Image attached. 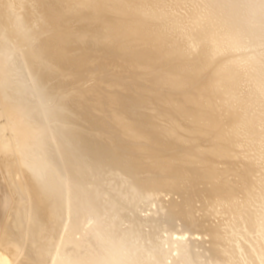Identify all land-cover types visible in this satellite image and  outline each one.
Listing matches in <instances>:
<instances>
[{"label":"rangeland","instance_id":"374dc122","mask_svg":"<svg viewBox=\"0 0 264 264\" xmlns=\"http://www.w3.org/2000/svg\"><path fill=\"white\" fill-rule=\"evenodd\" d=\"M5 1H6V3H5ZM120 1L119 0H42V1H38V0L37 1L36 0H1L0 1V4H3L2 6L0 5L1 8L3 9V11H1V12L4 13V16H1L0 15L2 17V18L0 17L1 18L0 19L1 20L0 23L2 22L0 25L9 27V28L3 27L4 28L3 29L0 26V28H2V30H0V32L2 31L0 33V54L2 53L0 55V58L2 57L3 54H5V56L3 55L2 59H1V61L3 60L2 61L3 62V65L5 64L4 65V68L7 67L8 70H10L12 68L11 71L14 70L15 75H17L18 72H19L18 74H20V73L22 74L23 73L22 75L20 74V76L18 75L16 77L14 75L15 78L14 77L13 78L15 80H13L11 82L12 83L11 84L12 85V92L15 93V96H16V99L13 100V104H15L14 103V101H15L16 104L14 106H15V108L18 107V110L21 109V108H23V107H26V106H24L25 104L26 105L29 104L30 106H27V107L30 108V109H33L32 110L33 113H35L34 110L35 111L37 110L36 113L38 114V116H39V113L41 114L43 112H46L45 114L46 115L47 114L49 115V116L47 115V117H46V115H44V118L45 119L43 118V115L42 114H41L42 116L40 115L38 117L39 119L42 117V119H40V121L42 122V121L45 120V123L44 122H42V123L41 122H38L39 119H37V115L35 117V119L37 120V122H36L35 119L32 118V116H31V115H33L32 113H30L28 115V117H29L28 121L34 123V124H32L33 126L36 127L37 125L38 126L42 125L41 126L42 127L41 129H44L45 128L44 131L46 130L45 131V134L41 130H39V132H42L44 134V136H46L47 134L49 136V134H50L49 137L52 139V140H50V142H51L50 144H52V145L50 146V144L44 143L45 142V139L48 136H46V138H45L43 136V134L42 133H39V132L37 133L39 135L34 134L33 137L31 136L33 138L32 139L33 141L30 142L31 141V137L29 139L30 140L29 141L30 148L28 149L29 152H32V151H34V152L29 153L28 150H27V154L29 153L28 156L29 155L31 156V157L29 156L27 158L30 159L29 161H31V159L33 157H35V158L32 159V160H35L38 157L39 165L43 161V163L41 165V166H43V164H46V159H44V157L47 155L46 158L49 157L48 158L49 162L52 163V164H54V162L52 161V157H50V155L52 154L51 152H53V153L55 152L54 153L55 155L52 154V155L55 156L54 159H53L54 161L56 160L55 158L61 156L60 154H62V151H61L62 149L60 148V151H61L60 154L58 153L60 151H56V150H58L57 146L60 145L59 143L62 141L61 139L64 140V138H65L64 136L67 135L68 133L69 134L66 137H71L72 138V136H73V138H74L75 136L80 135V137H75L76 138V141L74 140L76 142L75 145L78 147V148H76V149H78L77 152H76V154L77 153L78 154H77V156L75 155V157H77V158L79 157L78 158L79 161H77L78 159L75 158V159H77V160H75L77 162H74V164L72 163V165H66L65 167H61L59 169L60 170L59 172H56V171L54 172L56 174H51L50 176H48L47 173L45 172L43 175H41V177H38L39 180L41 178L42 181L41 180L40 181L42 183L44 182V180L47 183V181H49V180L52 179L50 177H55L54 178L55 180L54 179L53 180L56 181L57 180L56 179V176H60V174H61L60 177L63 176V178H64L63 182L61 181V178L60 177L58 179L60 182H62L61 183V186L64 185V181L65 182L68 181V179H67V178H69V175L68 174H71L72 175V176L70 175V178L71 177L73 178V176H74V178H79L80 179L82 177L80 180L73 178L74 179L73 182H75V183L72 182V184H71L72 185L71 190H74L76 193H78L79 190H80V193L82 192V195H80L82 197H80V198H82V199L84 198L83 200H87V201H82V203L79 202L80 204L78 203L79 205H84V207L81 206L82 208L79 205L77 207H75V208H74L73 205H71L69 207L68 210L71 211V214H75V216H77V217L73 216V219L77 218V220L75 219L76 221H68L66 223V225L64 227V229H65L64 231L65 232H63L62 233V236H61L62 241L64 240V238H72V235L69 234V233H67V231L69 232V228L73 224L76 225V226H78L77 227V228H79L78 231H81V232H86V230L88 231L89 228L92 227L93 225L98 226L97 224H99V223L101 225L104 224V226L106 225L105 228H104V226H103V228L100 227V226H98V227H100L98 229L96 227L95 233L92 234L93 236L91 235L92 237L90 236V241L93 239V237L96 238V234L98 233V231H100V234H101L102 232H107V230L108 231H110V230L112 231L113 230V232L114 231H117V234H116V232H114L115 233L114 234L115 237L112 236L113 238L116 239L118 237V234L121 232V231H119V233H118V229L119 230H122L124 227L127 228V226L128 227L130 226V228L127 230V233H124L122 235H119V236H121L120 237V239H121L120 242L121 243H119V242L116 243V246L117 247L116 248L114 247V249H115L116 252L118 251L117 254H126L127 257H130L131 259L136 260L139 263L140 262L142 263V262H145V261L148 262V263L152 261L155 264L156 263L157 264H161V263H167V262L170 263V261L168 260V258H170V257L171 258L172 257L176 258V257L182 256V257H186V258H189L190 259L187 262V264H193L192 263V258H194L193 260H195V258L196 259L198 258V260L200 259L199 262H197L198 260H195L194 263L197 262L196 264H219V263L220 264H264V122H263L264 121V88H263V86H264V79H263L264 78V73H263L264 72V44H263L264 41L260 40V41H258L259 43H257L256 40H258V39H256L254 41V38L251 35L248 36L247 35L248 33L247 34L246 33H243L244 31L242 29L240 31L241 33L240 32L237 33V31H238L237 29H239V27H238V25L236 23L233 24L236 21L233 20L234 18L233 19L231 18L232 21L228 22V19L230 18L229 15H231V14L228 13L227 11H223L224 10L223 7H221L222 8V10H221L220 5L222 6V3L220 2V0H217V1L215 0L216 2L214 0H211V1L210 0H146V1L145 0H123V1L120 0ZM38 2H40L41 4L38 3ZM123 2H125V3H123ZM209 2L212 3V4H210ZM213 2H215L216 4L218 3V6L214 3L216 6L215 7H212V6H214L213 5ZM219 2L221 4H219ZM144 3H146V4L144 5ZM120 4H123V7H122V5L120 7L119 6ZM59 5H60V7H59ZM38 6L41 7L40 8L41 10L42 9L45 10L47 8L48 9L47 10V14L49 13L50 14L49 16L52 17V19L54 18V16L56 17V21H54V22H57L58 21L57 22L58 24L55 23L54 25L57 28L59 26V24H60L61 29H62V34L64 33V35L61 36L62 37L61 40L63 39V41H66V42H63L66 45H62V43L60 45V46H63V47L66 46L65 48H63V47L60 48V50L61 49L62 50L65 49L64 51H62V50L61 51H59V50L55 51V48H56L55 46L58 45L57 42H59V40H57V39H50L48 41L46 40L47 42L43 39L46 42V47H45V44H43L45 42L42 41V43H41V40H42L41 38L43 37L42 33L45 35V34H47L46 31L50 30L51 28H55V27H54V25H52L50 23L48 24V22L41 20L42 18L40 19V16L42 17L43 15L41 14L42 11H40V9L37 8ZM249 6H250V4L249 5L248 4L247 5L245 4V7H243V9L244 10H247V8ZM30 7H32V8H30ZM118 7H120V9ZM125 7H127V9ZM122 8H125V9H122ZM146 8H147L148 11L154 12V14H152V12L149 13L148 11L145 12L146 11ZM156 8H158V9H156ZM27 9L28 10L31 9V11L27 12L28 11ZM153 9H155V10H153ZM160 9H162V10H160ZM215 9H216V11L218 9V11H217L218 13L217 12H214ZM32 10H34L36 12H33ZM120 10H122V11H120ZM123 10H124V12H123ZM141 10H143V11H141ZM126 11H128V12H126ZM32 12L35 13V14H33ZM45 12H46V10H45ZM212 12L214 13V15H215V13H217V15H219V16H220L219 13H221V12L223 13L224 12V14H221L222 17H224V18L227 17L226 16L227 14H228L229 17L228 18H225V20L227 19L226 21L224 19H223L224 20L223 21L221 19V16L220 17L219 16H216V15L214 16L212 14ZM226 12H227V14H226ZM30 13H31V16H30ZM52 13H54V15ZM143 13H146L145 15H147V13H149V15L148 16H145ZM157 13H159V14H157ZM209 13L213 17H211L209 15ZM155 14H157L159 16L153 17V16H155ZM223 15H225V16H223ZM28 16H30V17H28ZM148 17H150V19ZM151 17H153L154 19L151 18ZM4 18L6 20H4ZM209 18H211V19L208 20ZM213 18H215L216 20H214ZM218 18H219V20H217ZM39 19H40V21H38ZM127 19H129L128 21H130V22H128ZM132 20H134V21H132ZM211 20H213V21H211ZM3 21H5V23ZM26 21L28 23H26ZM217 21H219V23L221 22V23H223V24L225 23L227 25L226 26L224 24V27L226 26L224 28L223 27V24L220 23L225 30H223L222 27L219 24H217L218 25L217 27L220 26V28H216L215 27ZM226 22H228V23H226ZM9 23H10V25H8ZM42 24L43 25L45 24V25L43 26ZM161 24H162L163 27L161 26ZM231 24L234 25L235 28L237 26L236 30L233 31V34L234 35L233 34L231 35L232 32L229 33L230 31H232L230 29H235V28H233L234 26L232 27ZM249 24H251V25H249L250 28H255V26L257 27L259 25L256 21L249 22ZM49 25L52 26V27L50 28ZM129 25L132 26V27H130ZM113 26H114V28H113ZM228 26H231V27H228ZM10 28H11V30H10ZM13 28H15L16 30L13 29ZM22 28H23V30H22ZM48 28H50V29H48ZM212 28H213L214 31L212 30ZM228 28H230V29H228ZM206 29H207V31H206ZM209 29H211L212 31L209 30ZM215 29H218V30L219 29L220 30L222 29V30L218 34V33H216L217 30H215ZM14 30L16 31V35L18 36V38H20L21 40L23 38L19 36L20 32L27 31L28 34H27V36L25 35V38L22 41L19 40L17 38V36H16V38L18 39L17 40L15 38L14 34H13ZM19 30H21V31L19 32ZM193 30H194V32H193ZM195 30L196 31H199V32H196ZM210 31H211V33H209ZM224 31H228V32H224ZM40 32H41V35L39 34ZM150 32H152V33H150ZM206 32H207V34L205 35L204 33H206ZM212 32L215 33L214 34V36L216 35L215 37L212 36L213 35ZM221 32L222 33H226V34L229 33L230 36H227V38H224L223 35H225V37H226V34L221 35L222 34ZM2 33H3V35H1ZM17 33H19V34H17ZM197 33H199V36L197 35ZM193 34L196 35V36H198V37H195ZM235 34L239 35V36H236V37H239V38H237V40L240 39L241 45L243 44L242 46L239 44L240 43L239 40H238L239 42H237V40L235 41ZM242 34H243V36H242ZM11 36H12V38H11ZM40 36H41V38H40ZM94 36H95V38H94ZM218 36H220V38H218ZM231 36H234V38L231 37ZM241 36H242V38H241ZM246 36L249 39H247ZM250 36L252 37V41H251V37ZM4 37H6V38H4ZM200 37H202V38L200 39ZM37 38L38 39L40 38V39L37 41ZM137 38H138V40H137ZM223 38L225 39V41H226V39L227 40L234 39V41L232 40L233 42L232 41L225 42V41H222L221 40ZM64 39H66V40H64ZM142 39H144V41ZM150 39H151V41H149ZM215 39H217V40L214 41ZM218 39H220L222 42L220 40H218ZM31 40H32V42H31ZM54 40L55 41L57 40L56 44H55V41ZM193 40H195V42ZM197 40H199L200 42L198 43ZM211 40H213V41L211 42ZM33 41L34 42L36 41V42L34 43ZM141 41H142V43H141ZM246 41L248 42V44H247ZM51 42L54 44V46H53V44ZM60 42H62V41H60ZM72 42L73 43L75 42V44H73ZM223 42L227 43V44H224V47H223ZM255 42H256V44H255ZM232 43H234V44H232ZM39 44H42V47H40L41 45H39ZM125 44H127V45L125 46ZM236 44H237V46H236ZM47 45H49L48 46L49 48H47ZM83 45L84 46L85 45H88L89 48H91V50L89 51V49L87 48V46H85V49L87 50V52H86V50L84 49ZM208 45H211L210 46L211 48L208 47ZM225 45H226V47H225ZM245 45H246L247 48L245 47ZM17 46L19 47V49H18ZM43 46L45 47L44 50H45V55L46 56L48 54V57L49 58L50 57L56 58L54 60L51 59L52 60L51 63L53 61H55L54 63H52L53 65H51V66L58 65V63L65 62L67 60L69 62L70 61L72 62V63H69L68 62V64L70 65V67L72 66L74 68V70L75 69L76 70L74 71L71 68L72 71H71V73L68 74L69 76L67 75V77L65 78V80L62 79L61 81H59L60 79H58V80H55L54 81L49 76V75H51V72H48V73H46L47 75L46 74L45 75L43 74L44 75L43 78L45 77L44 79H41L39 82H36L34 80L36 78V76H35L36 73L34 72L35 70L33 69L34 71L32 70L33 72H31L26 67L27 66V64H26L27 63V60L26 59L32 61L33 60V56L34 57H36V56L33 54L32 56L30 55L31 57L30 56L29 57L27 56V58H26V56L24 57L23 54L26 55V52H29L30 50L36 49L38 47L39 48H43ZM51 47H53L54 50H52L53 48H51ZM103 48H106V49H103ZM48 49H50L51 51L48 50ZM204 49L207 50V51L209 50L208 52H210V53H207V51H205ZM211 49L212 50L214 49L212 53H215V54H211V51H212ZM47 50L50 51V52L48 53ZM104 50H105V52H104ZM46 51H47V54H46ZM52 51H53V53H56V54H53ZM101 51H103V52H101ZM160 51H162V52H160ZM167 51H170V52L167 53ZM172 51H174L175 54H174V52L172 53ZM57 52H59V53H57ZM163 52L165 54H162ZM99 53L100 54L103 53L104 55H100ZM160 53L163 56L164 55H167V56H165L163 58L161 57V61H160V56H161ZM169 53H172L171 56L174 55L175 58H174V56L173 57H170L169 56ZM198 53H203V54L198 55ZM204 53H206L205 56H204ZM52 54H53V56H52ZM61 54H63V55L61 56ZM207 54L208 55L210 54V56H207ZM57 55H59V56H57ZM97 55H99V56H97ZM211 55L212 56L214 55V56L212 57ZM20 56L24 57L23 58L24 60H21L22 57H20ZM136 56L138 57V59L136 58ZM192 56H196L197 60L195 61L194 60L195 57L192 58ZM57 57H59V59ZM64 57L65 58L67 57V58L65 59ZM95 57H97L98 60ZM100 57L102 59H104V60L108 57L107 60H105V61H107L108 64L109 63L114 64V66L111 65V64H109L111 66H109L108 64L105 65L106 62L105 61H102L100 59ZM132 57L133 58L135 57L134 58L135 60L134 59L132 60ZM210 57H212L213 59L211 60ZM18 58H20V60H21V61L19 60L20 62H23L24 61L23 64L22 63L20 64L19 61H16V60H18ZM164 58H166V59H164ZM57 59L59 60V62H58ZM126 59L128 61H126ZM162 59L164 61L167 60L166 63H164ZM169 59H171V60H169ZM209 59H210V61H209ZM12 60H15L17 63L15 61H12ZM100 60L103 62L104 65L102 64V62H100ZM124 60H125V62H123ZM130 60H132V62ZM139 60H140V62H138ZM168 60L170 61V63L168 62ZM11 61H12V63L14 62L13 63L14 64L13 66L11 65L12 64ZM129 61L132 63V64L130 63L131 65H128ZM135 61H137V63ZM97 62H98V64H97ZM193 62H195V64ZM91 63H93L92 64L93 66H90L89 65ZM122 63H124V64L122 65ZM196 63H197V67H196ZM211 63H212V65H211ZM118 64H121V65L117 66ZM225 64H227V67H225L226 66ZM15 65H16V67L17 66H19V67L16 68ZM23 65L26 68L23 67ZM223 65H225V66H223ZM95 66L98 67V68H95ZM112 66L113 67H116L117 66L116 68H117L118 72L116 71V68H113ZM123 66H124V68H123ZM103 67H105V68H103ZM107 67H109V68H107ZM199 67L200 68H203V70L200 71L201 69H199ZM13 68H15V69H13ZM86 68H87L88 71H89V69L91 71L88 72L86 70ZM111 68H113V69H111ZM122 68H123V70H122ZM196 68L199 69L198 70L199 71L198 74L196 73L197 72L196 71L197 70ZM217 68H218L219 71H223V73L225 72V74L227 73L225 76H223V79L220 78V72L217 70ZM221 68L223 70H221ZM25 69H27V71H29V73L27 71H25ZM105 69H107V70H105ZM15 70H19V71H15ZM81 70H83L85 72H81ZM92 70H93V72H92ZM113 70L116 71V74L117 75L114 74L115 71H113ZM213 70L214 71L217 70L219 72V73L216 72V75L218 73L219 77H217L218 75L217 76L215 75V72ZM5 71H6V69H5ZM95 71H96V73H95ZM129 71L131 73V77L128 76ZM212 71H213L214 75L211 73ZM74 72H77L79 74L74 73ZM86 72L87 73H90V74L93 73V74H91L90 77L88 76V78H87V76H85V74L87 75ZM122 72H123V74H121ZM25 73L27 74V77H29L28 75H30V77L31 76L32 77L28 79L27 77H25L26 76ZM81 73H84L83 76L81 75ZM210 73H211L212 76L215 77V79H214V77H211ZM223 73L221 74V76L223 75ZM118 74L120 75V77L122 79L117 78ZM74 75H75V77L77 75L78 76L81 75V76H79V78L81 77V79L75 78ZM105 75H106V79L104 77ZM115 75H116V77H115ZM22 76H24V77H22ZM46 76H47L48 79L46 78ZM71 76L74 77L75 80H74V78L72 79ZM124 76L125 77L127 76L129 78H127V80H123V79H126ZM68 77H71L70 80H69ZM101 77H102V79H101ZM110 77H111V79H110ZM174 77H176V78H174ZM177 77L179 78V80L181 82L177 79ZM237 77H239V79ZM259 77H261V78H259ZM49 78H50V80L52 82L49 81ZM84 78H86L85 79L86 82H85ZM115 78H117V80ZM173 78L175 79V81L173 80ZM240 78H242V79H240ZM30 79L31 80L33 79L32 82L34 81V83H31ZM66 80H67V82H66ZM111 80L113 82L114 81H117L116 84H112V81ZM120 80H122L123 84H122V82ZM206 80H208V81H206ZM248 80L249 81L252 80V81L249 82ZM64 81H65V84H64ZM97 81H98V83H97ZM229 81H231V83L234 82L233 83L234 85L232 84L234 87L230 88L231 87V85H230L231 83L229 84ZM240 81H242V82H240ZM42 82H43L44 85H47V83H48V85L44 87L43 84H40ZM57 82H60V83L56 84ZM69 82H71V83H69ZM74 82H76L75 83L76 84L75 86L73 84ZM178 82H179V84H177ZM182 82H183V84H182ZM226 82H227V84L230 85L229 86V89L230 90L231 89H233V90L234 89L235 90L237 89V90L236 91H233V90L230 91L229 90V92H228L227 91L228 85L227 86L225 85ZM238 82L241 83V84H239ZM67 83L70 84V85H68ZM83 83H85V84H83ZM108 83H110L111 85L108 84ZM208 83H210V84L208 85ZM222 83H223V85H222ZM32 84L34 85V87H36V86L37 87L34 88ZM36 84H38V85L40 84V85L38 86ZM71 84H73V85H71ZM93 84H95V85H93ZM171 84H173L174 87ZM181 84H182V86H181ZM185 84H186V87H185ZM235 84L238 85L240 88H238V86H236V88H235ZM13 85H14V87H13ZM16 85L18 87H21V88H18ZM61 85L62 86L63 85L65 86V87L63 86V88H64L63 90L61 88L62 87ZM79 85L81 86V88H80ZM84 85H85V87H84ZM105 85H106V87H105ZM113 85H116V86L114 87ZM123 85L124 86L126 85V86L124 87ZM225 86H226V88H225ZM56 87H57L58 91H57ZM59 87H60V89L62 91H60ZM69 87H70V89H68ZM91 87H93V88H91ZM22 88L24 89L23 90V93L25 91V93L23 95L21 94L22 93L21 92L22 91ZM31 88L33 90H31ZM38 88L40 89V91H42L41 92L42 95L44 94L43 96L41 95V93L36 94L37 90H39ZM76 88L78 90H76ZM85 88H88V89H85ZM123 88H124V90H123ZM125 88L126 89L128 88L127 89L128 93H127V91H125L126 90ZM44 89H45V91H43ZM97 89H99V90H97ZM103 89H105V90H103ZM28 90L30 92H26ZM54 90H56V91H54ZM117 90H119L120 92L117 91ZM251 90L254 91L255 93L254 92H251ZM59 91H60V93H59ZM90 91H92V92H90ZM102 91H103V93H102ZM159 91H160V93H159ZM199 91L200 92H203V93L204 92H207L209 95L206 93V96H205L204 95L205 93L204 94L202 93L204 96H202V94H201V96H199V95H197L198 93L200 94ZM1 92H2L1 93V96L3 97V95L5 96V94L8 91H7V89L6 90L5 89H2ZM4 92H6V93H4ZM32 92H35V93H32ZM88 92L91 93V94L93 93L92 95L93 96L95 95V96L93 97L91 95L89 97ZM161 92L164 93V94H161ZM194 92H197V93H195L193 95ZM28 93H30V94L32 93V94L30 95ZM156 93H157V95H156ZM27 94L29 96V100L27 98L28 97ZM46 94H48V95L46 96ZM58 94L59 95L62 94V95H60L58 97ZM96 94L97 95L99 94L98 97H96L97 96ZM238 94L239 95L241 94L240 97L237 96ZM249 94H251V95L253 94L254 95V98L251 95H249ZM20 95H21V98H20ZM39 95L42 96V97L39 98ZM54 95H56V96H54ZM107 95H108V97H107ZM163 95H164L165 98L163 97ZM17 96H19V97H17ZM23 96H26V97L23 98ZM30 96H31V98H30ZM32 96H33V98L34 97L35 98L32 99ZM37 96H38V100L40 99V101L37 100V98H36ZM61 96L62 97L64 96L62 98V100L65 99V98H68L70 96H72L75 100L78 99L77 101H78L79 104H77V106L75 105L77 108L74 107V106L73 107L72 106H68V107L67 106L66 107L64 106L63 107L62 105H64V103H66V105H67V103H68L67 101L68 100L65 99V101L64 100L62 101L61 99H59V98H61ZM103 96H105V99H104ZM129 96H131L132 99ZM209 96H210V98H209ZM50 97H52V98H50ZM53 97H55V98H53ZM88 97L89 98L92 97V100L95 102V103H93V106L90 107L91 108L90 110H88L89 108L86 109L87 108L86 107V103L88 102V99H89ZM153 97L156 98V99H154ZM158 97H160V98H158ZM191 97H192V99H191ZM198 97H199V99H198ZM225 97H226V99H225ZM44 98H45V101L43 100ZM122 98H124V99L126 98L127 100L124 101V99H122ZM195 98H197V99H195ZM227 98H228L229 102H227L228 101ZM25 99L27 100V102H26ZM30 99H32L31 102H30ZM46 99L48 101H46ZM53 99H56V102L58 100H60V102H64V103H62V105H61V103L59 101L56 103ZM106 99H108V100H106ZM151 99H154V100H151ZM194 99H195V101H194L195 104H194V102H192V100H194ZM243 99L244 100L246 99V101H242ZM21 100L25 102V103L23 102L24 105L21 102ZM42 100H43V103H42ZM49 100H51L54 104L52 103L50 105L51 102ZM79 100H80V102H79ZM128 100H129V103H128ZM196 100H198V101H196ZM230 100H231V102H230ZM250 101H252V103ZM28 102H30V103H28ZM32 102H35L37 104H39L41 102V104H39V106H35L36 104L34 103L33 105L35 106V108H34V106H32L33 107L32 108L31 107ZM130 102H131L132 105H130ZM153 102L154 103L156 102V103L154 104ZM172 102H174V103H172ZM242 102H245L244 104L247 105V106H249V107L242 106V104H243ZM229 103H230V105H229ZM239 103H240V105L242 107L239 106ZM56 104L57 105H60L62 107V110L63 111L61 109L59 110V108H61V107L58 106L59 107L58 108ZM95 104L98 107H96ZM133 104H135L136 106L133 105ZM207 104H209L208 107L210 108V112L206 110L207 112L204 113L205 112L204 109H203V111H200L202 109L201 108L202 106H204V108H206V109H209V108L205 107ZM41 105H42V107H41ZM44 105H47V107L45 106V110L41 109L43 112L40 110L39 113H38V109H40V107L43 108ZM53 105H55V106H53ZM126 105H128V106H126ZM152 105H155L156 107L155 106H152ZM52 106H53V110L54 111L51 110L52 109L51 108ZM99 106L101 107V110L103 109L102 111L97 109V108H99ZM124 106H126V107H124ZM137 106H139V109H138ZM188 106H189V108H188ZM193 106L194 107L197 106L198 109H200V108L201 109L198 110L197 107L194 108ZM19 107H21V108H19ZM49 107H50V109H48ZM70 107L79 110L78 111L79 113L76 110V112L78 114L76 113V115H74V117H72L75 120V122L73 120H71L73 122L72 123V127H70L71 124H70V122L68 123V119H66V118H70L71 115L69 113H74L75 112V109L71 110ZM84 107H86V108H84ZM92 107L96 108L98 111H101V112H98L97 110H95ZM68 108H69V110H67ZM143 108H145V110ZM156 108H157V110L159 109V112L156 110ZM152 109H153V111H151ZM165 109H166V111H165ZM211 109H212V111H211ZM70 110H71V112H69ZM81 110H83V111L86 110L85 111V112H87L86 113V116H85V113L83 111H81ZM92 110L94 111V113H93ZM113 110H115L116 112L113 111ZM160 110H162V112ZM174 110H176L177 113ZM184 110H185V112L187 111L186 115L184 113ZM190 110L191 111L195 110V112H191ZM196 110H198V113L199 112H202V114H200V113L198 114ZM30 111L31 110L25 111V114H28L27 112H30ZM52 111L54 112V114L52 113ZM55 111H57V112H55ZM89 111H90V114H89ZM155 111H157L158 114L155 115L154 114ZM163 111H165L164 112L165 114L163 113ZM171 111H172L173 114L171 113ZM188 111H190V112H188ZM49 112L52 113L53 115L52 114H49ZM103 112H104V114H103ZM114 112H115V114H114ZM135 112L137 113V115L135 114ZM178 112H179V114H178ZM55 113H57V114H55ZM96 113L99 114V115H100V113H101V115L103 114V117H101V115L100 116L99 115H96ZM132 113H134V116H132ZM140 113H141V115H139ZM190 113L191 114L195 113L194 114L195 115V118ZM92 114L97 116V117L95 116L96 119L94 118V116ZM106 114H109V117H105V116H108ZM110 114H111V116H110ZM129 114H131V115H129ZM142 114L144 115L143 117H142ZM50 115L53 116V117H51ZM63 115L66 116V118L65 117L63 118ZM87 115H88V117H87ZM113 115H116L115 118H114ZM173 115H174V118L175 119L173 118ZM72 116H73V114H72ZM129 116H130V118H129ZM131 116L134 118V120H133V118ZM136 116H138V117H136ZM187 116H188V118H187ZM26 117H24V118H26ZM61 118H63V120L65 119V121L61 120ZM90 118L91 119L93 118L94 121L95 120L96 121L95 122H92L93 119L91 120ZM109 118L112 120V126H111V123L109 124V120H110ZM131 118H132V120H131ZM142 118H143V120H142V124L143 125L141 124L142 125L141 126L142 128H141L140 126L138 127V125H140L139 124V123H141L140 119H142ZM182 118H183L184 121H182ZM214 118H216L215 121H214ZM2 119H3L2 116H0V125H1L0 128L3 127L2 129H0V137H1L0 138V141H1L0 142V145H1L0 146V151L3 152V153L6 152V154L4 153V157L1 156L2 158H0V162H2V163H0V164H2L0 166V172H1L0 174H3V175H0V182L3 183V184L0 183V189L2 188V186L5 183L4 182L5 181V178L8 175H11V172H12V174L16 175L15 174V171L12 170L13 167L11 165H10V167H12V168L9 167V163L13 161V160H11L12 157L13 158H16V157H18V154H20V153L17 154V152L13 153L12 150H11V148H9V144H7L8 141L5 142L6 139L9 140L10 136H9V134L7 132H5V121H4V119L3 120ZM49 119H52V120H49ZM57 119L60 120L61 122L58 121V123H56L55 121ZM87 119L89 121H87ZM126 119H128V120H126ZM135 119H137V120H135ZM179 119L181 120V122H178V121H180ZM114 120H117V122L114 121ZM28 121L26 120L27 123H29ZM82 121H86L87 123L84 122V124H83ZM98 121H100V122H98ZM216 121H218V123ZM35 122L37 123V125H36ZM104 122H106V123H104ZM171 122H173V123H171ZM174 122H176V124ZM177 122H178V124L179 123L181 124V123L184 122V124H186V126H183L184 124H181L182 126H180V124H179V126H180L179 127V126H177L178 125ZM47 123H48V126H46ZM53 123H56V124H53ZM65 123H68L69 126L67 124L65 125ZM75 123L77 125H79L78 128L80 127L83 130L82 129L79 130L80 128L77 129V127L75 128V126H77ZM103 123L107 125L106 126V129H104L105 128L104 127L105 125ZM128 123H130V124H128ZM135 123H137L138 125L135 126ZM195 123L197 124V126L195 125ZM50 124L52 126L54 125V127H52L53 129L51 127H49V126H51ZM58 124H60L61 126L58 125ZM74 124H75V126H74ZM92 124H94L95 127ZM170 124H172V127L169 126ZM211 124L213 125V127L211 126ZM43 125H45L46 127H44ZM62 125L64 127H66L65 129H67L68 127H70L71 129L70 128L69 129L71 131L69 129H67L68 131L67 130L66 131H63L62 128H60V127H63ZM97 125H100L101 129H99V126H97ZM131 125H132V127H135V128H131ZM189 125L192 126V129H190V127H188ZM194 125L196 127H198L197 128L199 130L198 132H197V129L194 127ZM28 126L31 127V123H29ZM55 126L57 128H60L61 129L60 131H58V133L61 132L62 134H60V135L57 134V129H56ZM108 126H110V128ZM116 126L118 128L120 127V130ZM206 126H208V127L206 128ZM209 126H210V128H209ZM169 127L171 129H173V128L176 127L175 130H177V128L179 127L178 129H179L180 133H183V134L181 135L178 130L176 131L177 133H175L174 132L175 130L174 129L171 130ZM93 128H97V129H99V132L102 131L104 133H105V131H109L108 134H107V137L109 135L112 141L108 140L110 138L103 137L104 134L102 135L101 132H100L101 134L99 133L101 135L100 136L101 139H98L99 135H98V137L95 135V133L98 134V131H91V129L92 130H97V129H93ZM107 128H109V130H107ZM111 128H114V129L116 128L119 131L122 130L121 131V134L123 136L117 130H112ZM199 128L202 131H204V132H202ZM131 129H132V131H131ZM156 129H158V130L160 129V130L159 131L158 130L156 131ZM188 129H190V130H188ZM47 130L49 131V133L47 132ZM50 130H51V132H50ZM55 130H56V132H55ZM74 130H76V131H74ZM123 130H125V131H123ZM193 130L194 131L196 130V132H191ZM216 130L217 131L219 130L222 135L219 136V134H218L219 131L217 132ZM1 131H2L3 134L1 133ZM111 131H115L119 135L116 134L115 132L113 133ZM168 131H170V132H168ZM75 132H78L79 134L78 133H75ZM80 132H81V134L84 133L83 136L85 137V141L83 140L84 137L81 136ZM88 132L89 133H92L93 132L92 133L93 134L92 136H94V138L92 136L87 135L86 133H88ZM110 132H111V135L109 134ZM126 132L129 133V134L127 133L128 135H130L129 137H127L128 135L126 134ZM132 132H133V134H132ZM156 132H157V134H156ZM190 132L193 133V134H191L192 136L190 135ZM206 132L208 133V135H207ZM53 133H55V134H53ZM152 133H154L153 135H155V137L152 136V138H151L150 135ZM165 133H167V134H165ZM171 133L172 134L174 133V135H176V139L173 138L174 135H172ZM195 133H197L195 136H197V137H200L201 136L200 139L199 138L198 139H195L196 138L194 136ZM199 133H201V135ZM115 134H116V137H115ZM169 134H171V135H169ZM3 135H5V136H3ZM51 135L54 136L53 137L54 139L52 138ZM86 135H87V137H86ZM178 135H179V138L182 137V140L180 139L181 142H180L179 138L177 139ZM257 135H259L261 137H259ZM37 136H40V137L38 138ZM55 136H56V138H55ZM61 136H63L64 138L61 137ZM117 136H119L118 138L122 142H125L127 140L128 143H127V141H126L125 144L124 143L122 144V142H119V141L117 142V140H116V139H118ZM167 136L170 138V140H169V138ZM218 136H219V138H218ZM42 137H44L45 139H42ZM191 137H192V140H191ZM222 137H225V138L223 139ZM40 138H41V140H44V141H40ZM87 138L88 139L91 138V141L90 140L87 141L86 140ZM113 138H114V140H113ZM185 138H186V140H185ZM193 138L195 139L194 141H193ZM35 139L36 140L38 139V141H35ZM55 139H57V142L59 141L58 144H57V142H56ZM95 139L98 141L96 144H99L100 145V146L98 145V148H97V145L95 144ZM3 140H4L5 143L2 142ZM47 140L48 139H46V141ZM171 140H172V142H171ZM173 140H174V143H173ZM175 140L176 141L178 140L180 143L183 142L182 144H184L185 141H186L185 144H187V143L188 144L190 143V144L187 145V146L185 144L184 145H180V143L178 141L176 142ZM220 140L221 141L222 140H225L224 141L225 143H223V141L221 142ZM39 141L42 142V143H40ZM81 141L82 142L84 141V142H86V143H88L90 145H88V147H87V145H85L84 143H81ZM192 141H193V143H192ZM53 142L55 143L54 145H53ZM75 142L72 143V146L74 145ZM79 142L82 144V147H81V144ZM102 142H104V143H102ZM108 142L110 144L111 143L112 144L109 145ZM113 142H115L114 145L116 146V150H115V147L114 146L112 147ZM147 142H148V144H147ZM220 142H221L222 145L220 144ZM30 143H32V144H30ZM106 143H108V144H106ZM177 143H179V144H177ZM5 144H6V146H5ZM37 144H39V146L42 145V147L41 146L38 147ZM46 144H48V145H46ZM56 144H57V146H56V148H55L56 150H55L54 148H52V146H55ZM102 144H104V145H102ZM150 144L152 145V147L150 146ZM164 144H166V145H164ZM173 144H174V147L172 148ZM175 144H176V146H175ZM224 144H225V146H223ZM32 145H34V149L36 148V151L33 150V146ZM43 145L44 146L46 145L48 148L50 147V150L53 149L55 151L51 150V152H50V150L49 151L48 150H45V152H46L45 153L43 149H45L46 147H44ZM75 145H74V148L76 147ZM92 145L95 146V149H93L94 146H92ZM122 145H125V146L123 147ZM143 145H145V147L146 146L147 147L145 148ZM35 146H37V147H35ZM79 146L82 148L80 153L82 154V152L84 151L85 153L83 152L84 153L83 155H86V156L83 157L82 155H79V151H80L79 150L80 149ZM83 146H84L85 149L83 148ZM90 146H92V148ZM101 146H102V148H101ZM107 146L110 147V148L105 149V148H107ZM117 146H119V147H117ZM181 146L182 147L185 146L186 149L185 148L181 149L180 148ZM4 147H6V148H4ZM86 147L87 148L90 147L88 150L89 151L90 150L91 151L93 150V153L94 154H91L87 150ZM150 147H151V150H148V149H150ZM176 147L178 149L180 148L181 150H183V152L186 155H188V158H187L186 155L183 154V152L179 149L181 151V156L184 155L183 157L184 158H187V159L184 160V162L187 163V166H186V163H183V161L180 160L181 159V156L180 155H179V159H178V153L180 154V152H179V150ZM215 147L218 148L217 149L218 151L215 150L216 149ZM219 147L220 148L222 147L221 148L222 150ZM38 148H39L40 151H41V148H42V151H43V153H44L45 156L41 152H39V150H37ZM124 148H126V150ZM129 148H131L133 150H131ZM138 148L139 149L141 148L142 150L141 151L139 150V152H137ZM223 148H224V150H223ZM72 149L73 148L71 147V150ZM102 149H105L104 153L102 152L103 151ZM120 149L124 151L123 152L124 155L120 151ZM127 149H129L130 151H128ZM145 149L147 151H150V152L153 150L156 153L155 152H151V153L149 152V154H148V152H147V154H148L147 155L145 153L146 151H144ZM94 150H96V152H98V153H96ZM214 151H217V152H214ZM1 152H0V155H2ZM10 152H11V154H10L11 156H9V153ZM37 152H38L39 155L37 154V156H36V153ZM47 152H48V154H47ZM106 152H107V155H109V152H110V155H109L110 157L105 156V158H103V154L106 155L105 154ZM115 152H116L115 157H117V158L114 157V153ZM118 152L119 153L121 152L122 154L121 153L120 154H117ZM127 152L128 153L132 152V154L133 153L134 154L137 153V155L141 152L140 154H141L142 157H140V154L138 156L133 154L134 156H136L135 157V160L136 161H135L133 159L134 157H133V155L131 153H130V155L125 154ZM86 153H88V154H86ZM99 153H100V155H99ZM152 153H153V156L151 155ZM56 154H57V157H56ZM111 154L113 155V158L114 159L111 158L112 157ZM166 154H168V156ZM6 155H8V158L10 157V159H8ZM15 155H17V156H15ZM62 155L64 156V154H62ZM89 155H90L91 158L89 157ZM126 155L131 156V157H129L130 160H128L129 158H127ZM165 155L167 156L166 159H168L169 162L171 161V159L173 160L172 162L177 161V160H180L179 162L182 163V164H184L186 167H188V169L185 168V166H183V165H179V167H177V170L179 168L180 171L178 170V172H177L176 167H175L177 165H174L175 162L173 164L170 162L171 163V164H169V167H170V170H171V174H170L169 167H167L168 166V162L167 163H164V162L168 161L166 159L164 161V158L165 157H163V156H165ZM63 156H61V157H63ZM81 156H82L81 159H83V160L80 159ZM92 156H95V157L93 158ZM100 156H102L101 158H103V159H100L99 158ZM125 156H126V158H125ZM145 156H146V158H145ZM154 156L155 157L157 156V157L155 158ZM171 156L173 158H171V159L168 158V157H171ZM122 157L124 158V160L122 159ZM160 157H161V159H160ZM183 157H182V159H183ZM84 158L86 159L85 161H87V162L84 161ZM98 158L101 161L98 160ZM138 158H139V160H138ZM147 158L150 159V161L147 160ZM1 159L3 161H1ZM4 159L5 160L7 159L6 162H8V163H5L4 162ZM94 159H96L97 162ZM110 159H112L111 162L116 160L115 162H117L118 165H117V163L113 162V163L116 164V166L113 167V165H115L113 163H112V166H109V165H111V162L108 163ZM126 159L128 161H126ZM141 159H142V162H141ZM158 159H159V161H158L159 163L158 164L161 165L163 168H164L165 164H167L165 166V168H164L165 170H162L164 172L162 173L160 171L162 173V174H160V176L163 175L162 178L164 176H166L167 170H168L169 171L168 173L170 175H173V179L175 178L174 180H175L176 183L178 181L177 179L179 178L180 181H181V182L178 181L179 182L178 184L180 185V187H179V190L178 189H176V190H177V192L179 191V193L183 197L180 194H178L176 191H174V188H172V187H170V188H172L173 191H172V189L170 191H168V189H170L169 187H168V189H163V187H162L161 184H160L161 186L160 185L159 186L157 185V184H159V182H156L155 180L158 179L157 181H159V178H161V177H158L159 174H158V176H156L155 174H157L156 171L159 168H161V167H158L157 168L158 164L156 165L157 162H155V166H156V169L157 170L154 171L155 168H153V167H155V166H153L151 164L152 167H150L151 165L149 166V164H150L151 160H152V162H154V161H157ZM190 159L192 161H190ZM22 160H23V157H22ZM40 160H41V162H40ZM102 160H105L104 163H105V165L107 164L108 166L107 165L105 166L104 163H102ZM118 160L121 163H119ZM137 160H138V162H137ZM146 160L149 161L147 163V166H149V168L151 170L153 168L152 174L155 172V174H153L154 176L151 174V170H148L146 168L147 167L146 166V163H145V162H147ZM162 160H163V162H162ZM186 160H188V162H191V165L192 166H190L189 165L190 163H188ZM29 161H27V163H25V162L23 163V165L25 164V166L27 164V167L24 168V166H22V165H20V167L22 166L21 168L26 169V171L24 170L25 173H26V179L30 178L29 180H26L25 182H28L29 181V183H27V184H30V185H31V182L32 183L34 182L33 183V186H36L37 187L36 188V187H33L32 186L33 187L32 189L35 190V191L33 190L35 193L34 192H31L32 191L31 189L28 191V196L30 197V199H33V198L36 199L35 196L42 195V194H40L39 191L43 189L42 188L43 187V184L39 180L37 182L36 181L37 180V177L34 176V175H37V173H40L41 170H42L41 168H43V167H41V166L38 165V161L36 159L34 162L37 161L36 162L37 164H34V166H37L38 165L39 167H41L40 168L41 170H37V169H39V167L37 166V169H36L37 171H35V170L32 169L34 166H31L32 165L31 163H34V162L31 161V163H29ZM44 161H45V163H44ZM56 161H60V159L59 160H56ZM92 161L95 162V163H91ZM98 161H100V162L98 163ZM122 161L123 162H126V163H123ZM131 161H133V162H131ZM20 162H21V158H20ZM49 162L47 161L48 164H50ZM82 162L85 163V166H84V163H82ZM129 162L133 163L135 167H133L132 164L129 163ZM134 162H136V163H134ZM179 162H178V164H179ZM76 163L78 164L77 166H75ZM80 163L83 165V170L82 171L80 170V172H82L83 175L79 171H77V169H79L78 166L80 167V165H81ZM96 163L100 167L96 166L97 165ZM138 163L144 164V166L140 165L138 167H142V168L144 167L145 169H147V172L150 171V172H148V176H147L145 170L142 169L143 170L142 171L140 168H137V165L136 164H138ZM5 164L8 165V166H6ZM29 164H31V165H29ZM124 164H128V165H126V168H125V165ZM208 164H212L213 165L212 167L216 166L217 168H220L219 171H222V169H224L223 170L224 172H218V170L216 169V167L213 168V170L214 169H215V171L217 170L216 172H218L220 175H222L221 173H223V175L221 177H220V175L217 177V174L218 173L215 172V177L216 178H213L214 176L212 177V175H211L212 172H213V170H211L212 167H210L211 165H209V168H211V169L207 168V165ZM242 164H244V165L242 166ZM248 164H251V166L253 168L251 166H247ZM173 165H174V167H173ZM204 165L206 167L203 170H206V169L211 170L212 172L211 171L209 172L211 174H209L207 170H206L207 171L206 174L208 173L209 175L208 174L206 175L205 172H202V168H203ZM2 166L3 167L5 166V168L6 167H9V169H10L11 172L10 171L7 172L8 168H6L7 169L6 170ZM67 166H69V167H67ZM119 166L121 168L123 166V168L121 169ZM128 166H131L134 169L136 168V171L138 170L137 172L134 171V170H132L133 171L132 172L130 170V173H132V176H134V178H131L130 177V173H128V171H127L128 169L127 168H130L131 169V167H128ZM180 166H183L184 168H182ZM232 166H233V168L234 167L235 168L234 169L231 168ZM75 167H77V168H75ZM166 167L168 168L167 170H166ZM240 167H242L243 169L240 168ZM74 168H75V171L78 173L76 175L73 174V172L76 173L73 170ZM84 168H86L85 172L87 174L84 172ZM230 168H231V170H230ZM1 169H3L4 172L6 170L5 174H7V176H5L4 172H2L3 170L1 171ZM34 169H35V167H34ZM61 169H63V170H61ZM119 169L121 171H119ZM123 169L126 170V171L124 170L126 173L125 172H122ZM185 169H186V171H185ZM28 170L29 171L33 170V171H31V173H30ZM69 170H71V171H69ZM72 170H73V172H72ZM181 170H184V172L182 171L183 174L181 173ZM236 170H239V174H236L238 172ZM242 170L246 173V175L243 174L244 172L242 173ZM13 171H14V173H13ZM61 171H63L62 173L65 172L64 175H62ZM66 171H68V173ZM141 171L144 172L145 174H142ZM140 172H141L142 175L140 174ZM173 172H175V173L173 174ZM176 172L180 176H176ZM32 173H33V175H32ZM79 173L81 175H79ZM137 173L140 174V175H138ZM164 173H165V175H164ZM30 174L32 176H30ZM45 174L47 176H45ZM136 174H137V177L139 176L138 177V180L140 179L139 181L138 180L137 181L135 180V178L137 179ZM149 174H151V175H149ZM169 174H167V177L164 178V179H166V178L169 179L168 182L165 181L162 178H161L162 180H160V182L161 183L167 182L166 183L167 185L169 183L170 186H173L174 185L173 183H175V182L173 181V183H170L172 181V178H171L172 176H170ZM203 174H205V175H203ZM240 174H242V175H240ZM14 175H11V176H8V177L9 178L15 177ZM66 175H67V178L65 177ZM127 175H129V176H127ZM144 175L147 178L144 177ZM44 176L45 177H48V179L45 178ZM76 176H78V177H76ZM140 176L141 177H144V180L146 182L144 187H147L148 188L147 190H145L146 188H144V189L142 188V186H143L144 183L143 184H140V183L143 182V181H141V179L143 180V178H140ZM149 176L150 177L153 176V178L154 179L156 178V179L152 181L153 178L151 177L152 179H150ZM205 176H206V178H205ZM209 176H211V178L213 180L209 179L208 178ZM244 176H245V179H244ZM31 177H33V178H31ZM34 177H36V178H34ZM83 177L88 178V180L87 179L85 180V178H83ZM128 177H129V179H128ZM176 177H177V179H176ZM180 177H183V178H180ZM1 179H3L2 180L3 182L1 181ZM83 179H84V181H88L89 184L87 182H84ZM131 179H133V181L135 182V185H134V183H132V181H130ZM148 179H150L151 182H154L155 181V183H157V184L152 183V184H154L153 186L156 185V187H154V188H157V190H156L157 192L154 191V188H152L153 190L151 189V187H153L152 184H149L151 186L150 188L148 187V184L147 183H151V182H147ZM215 179H216V181H215ZM58 180H57V182H58L59 185H57V182H56V185H55V183L52 182V181L51 182L50 181L48 182L49 185H51V183H53V185L51 187H49L48 184H46V185L44 184L45 186L48 185V188L49 189L44 186L45 189L42 190V193H45L46 191L47 192H50V190H53L55 188L54 186H56V187L57 186H60V182ZM242 180H243V182H241ZM245 180H246L247 184H246ZM16 181L18 183H16ZM19 181L16 179L15 181H13L11 183L12 184L11 185L12 188L14 190H16L17 192L20 191V187H21L20 186L21 183ZM35 181H36L37 185H36ZM76 182H80V184H81V182H83L85 184L84 185L82 184V186H81V185H79V183H76ZM39 183H41L42 185L39 184ZM136 183L137 184H140L141 186L140 185L139 186L136 185ZM182 183H184L185 185H188L187 188H189V186L192 187V185L194 187V185H195L196 187H199V189H201L202 191L204 190V191L202 192L199 189H197L196 187H194L197 190H199V192L195 191L198 194L192 193L190 191V189L188 190V193H189V195H190V193H192L193 195H197V196H193V195L188 196V194L187 195L185 194V196H184V194H182V193L184 191L186 193V190L187 189H183V188H186V186L183 187L184 184H182ZM219 183L220 184H223L224 183L223 188H222V185H220ZM76 184L79 186V189H77V188L74 189V187H77ZM163 184H165V183H163ZM214 184H219V185H216L215 186ZM167 185H166V187H167ZM243 185H246V186H243ZM17 186H18V188H17ZM85 186H86V188L83 189ZM157 186L160 187V188H158ZM163 186L165 187V185H163ZM174 186H175V188H177L176 185H174ZM213 186L215 188L216 187L218 188V186H221V189H220V187L218 189L217 188L216 189L217 190L220 189L222 192L221 191H219V192L217 191L218 193H216L215 192L216 189ZM14 187H16V188H14ZM39 188H40V190H39ZM140 188H142L143 190H140ZM180 188H182L184 191H182V189H181V192H180ZM76 189L78 191H76ZM212 189L215 190V191L213 190V192H215L216 194L215 193L213 194ZM36 190H38V191H36ZM162 190H165V191H162ZM194 190H192V191H194ZM225 190H227V192H229V191H231V192H229V194H224L225 193ZM74 191H72V192H74ZM207 191H208V193H207ZM210 191L212 192L211 193L212 195H210V193H209ZM47 192H46V194L49 195L50 193L48 194ZM75 192L74 193H71L69 191L68 192L69 195L67 193H65L64 195H62L64 198L61 197V196H60L61 198L60 197L58 199L56 198L58 200V203L57 202L55 203L54 201H52V203L58 204L59 205L58 209H61V207H63L62 205H64L66 203V202H64L65 200H63V199H67V197H72V195L76 194ZM116 192H117V194H116ZM159 192H161V193H159ZM200 192H202L203 194L206 192L207 195L205 197H207L208 200H205L206 198L203 199L205 194L203 195ZM9 193H10V191H9ZM33 193H34L35 196L34 195L30 196V194H33ZM36 193H37V195H36ZM84 193H85V195H84ZM199 193H200L201 197L203 196V198H198V197H200L199 196ZM113 194H116V195L113 196ZM208 194L210 195L209 197H211L210 199L208 197ZM65 195H68V196H65ZM86 195H88V196L86 197ZM117 195H118V197H117ZM216 195H221V196H219L217 198ZM227 195H229V196H227ZM230 195H231V197H230ZM83 196H85L86 198H88V197L89 198L88 199H85V197H83ZM112 196L113 197L116 196L117 198L116 199L115 198H112ZM186 196H188L187 197V200H190V199H192L194 197L193 199H195V202L193 200L187 201L186 200ZM214 196H216V198ZM21 197H23V198H21ZM21 197L19 196V198L17 199V200H19L20 203L17 204L19 206H18V208H16V210H15L16 212L14 211V208L11 207V205L8 206V208L6 210H4V207L2 206V204H0V206H2V207H0V215L2 217V225H1V227L3 226L2 228H5V230L10 231V232L13 231L12 232L13 233V236L16 234V231L20 232L21 230H23V227L29 228L28 230H31L32 227L34 229L36 228V230H34L36 232H34L33 229H32L33 234H32V232H30V238H29L30 241L28 242V244L26 243L27 249H26V246L24 245L22 247V250L24 248L25 250L30 251L31 248H32V251L31 252H33L34 254H36L37 252H38V254L40 253V255H38L39 257H37V254L35 256L36 258H38V260L34 257L36 260L33 258L34 260L31 259L30 260L31 262H28V264L29 263L30 264L31 263L32 264H36L35 262L36 261L38 262L39 260H40V262H38L37 264L41 263L42 261H43L42 264H46V262H47V260H46L47 259L46 251L48 249H50V246L52 245L51 244L52 241H51V243L50 242H46V241H50L52 239V237L54 238L55 233H54V230L52 229V226H54V225H52V226L50 225L52 221H50V223L44 221L49 226L48 225L46 226V224H43L44 222L42 221V219H44V218L41 217V219L39 220V216H42L41 215V212H39V211H40V208L42 210V205L44 206V204L45 203H48L49 201H46L43 196H41V198H39L40 197L39 196L38 198L42 202H43V199L46 202L45 203L43 202L44 204H42L40 200L36 199V201H34V202L36 203L38 201V204L39 205L42 204V205L39 206L37 203H36L37 206L34 203L31 204L32 206L35 205V207L38 210L36 208H34V206L32 208V206L30 205L31 206L30 207L31 208V211L33 210L32 216L34 215V217L36 218V220H35L36 223L34 221V218L33 217H30L29 220H28V226H29V222L30 223L34 222V223L31 224V227L30 226L28 227L27 226V223H24V222L22 223L23 220L21 218L22 217V213H21L20 207H21L22 203L24 201H26V198H24L25 197L24 195L21 196ZM190 197H192V198H190ZM224 197H226L228 200H226V198H225V200H223L222 198H224ZM183 198H185V201H184ZM56 199H55V201H56ZM89 200L92 202V203L90 202L91 205L88 203ZM113 200L116 201V203L117 202L119 203L120 201L122 202L124 200L122 202V204H121L122 206L120 205V203L117 204L119 207H122L123 208V209L120 208L121 211L118 209V211H120V212H122V210L126 209L128 207V205L134 206L133 208L132 207H130V208L128 207L129 210L131 209L130 212H128L129 210H127V209L125 211L127 214H130L132 212L131 214H133V215L131 217H129V219H127L126 221H124L125 219H123V221H119L120 220V216L118 215L119 213L116 212L117 210H116L115 207L111 206V204H112L111 202H113ZM170 200H171L172 203H173V201H174V203L176 201V204L175 205H177L179 202H181V203H179V205H181L182 202L185 203L186 201L190 205L193 204L192 206H190V205H187V203H186L185 205L183 204V206L181 205V207H178V208H177L178 205L177 206L174 205V207L177 208V209H173L172 211L175 210V212H173V213H177L178 211H181L185 207L184 208V211L182 210V214L180 213L181 216L182 215L184 216L183 217L184 218L183 220H185L186 217H188L187 214L188 215L191 214V212L190 213H188V212L194 209L192 211V214H193V216H195V218L191 216L192 214L190 215L191 218H190V216L188 217L191 220L190 219L187 220L188 219L187 218L185 221L181 220L182 217L178 216L179 214H173V215H175V218L174 217H170V216H173V215H170L171 214L170 213L171 212L170 210L172 209V206H173V205H171L172 204L171 202H168ZM191 201H193V202H191ZM83 202L88 203L86 205H89V207H87ZM128 202H130V203H128ZM164 202H168L170 204L167 205ZM17 203H18V201H17ZM60 203H62V204H60ZM127 203H128V205H127ZM161 203L164 204V205H162ZM166 206H169V207L171 206V208L168 209L169 207H167V210L164 209L167 212V214H166L167 216H165L162 219V223H161V220L159 221L158 225H160V227L162 229L161 230L158 229L157 231H155L156 233L154 232L152 235L148 236V235H146V232L143 231V230L146 231V229H147V228L145 229V226L142 227V229L140 230L137 227H135V226L132 225V223H134L135 221L137 222L136 219L140 218V216L143 213H144L143 215H146V217L145 218L141 217L140 219H142V218L145 219V223L147 221L148 222L150 221L149 223H151L152 221L149 218L151 216L152 217L153 216H157L158 215V212L160 213L163 210V207L166 208ZM186 207H188V208L191 207V208H189L188 211H187L186 210ZM201 207H203V209H202L203 211H201ZM205 207L206 208L208 207L207 209L209 211L206 212L205 210H207V209ZM9 208H11V211H9ZM63 208L61 209V212H59V216L57 217V219H59V221L57 222V219H56L55 220V224H59L60 219L63 218L62 217L63 214L66 213V211L64 212V210H66V209L65 208L63 209ZM35 209L38 212H36ZM132 209H134V212H133ZM178 209H180V210H178ZM176 210H177V212H176ZM185 210H186L187 214H186ZM197 210H199V211H197ZM204 211H205V213H203ZM12 212H14V216H13L14 219H12V217L10 215V214H12ZM62 212H63V214H62ZM155 213H157V214H155ZM194 213H195V215H194ZM203 214L205 216H203ZM36 215H38V217H36ZM168 215H170L169 216L170 219H168L169 218ZM177 216L180 217V219ZM8 217H9V219H8ZM32 218H33V221H31ZM134 218H136V219L132 222V219H134ZM7 220H8V222H7ZM9 220H10V222H12V221L14 222V220H15V223H13V222L10 223ZM16 220H17V223H16ZM37 220H39V221H37ZM163 220L164 221L166 220V222H163ZM169 220L171 222L173 221L172 223L170 222L172 224V225L169 224L170 227L168 225V223H169L168 221ZM196 220H199V221H196ZM20 221H21V223H20ZM47 221H49V219H47ZM180 221L181 222H185V223H187V221H190V223L186 224L187 228H185V225H183V223H181ZM130 222H132V223H130ZM142 222H144V220H142ZM174 222L177 223L178 229H176L177 226H175L176 224ZM201 223H203L204 225L201 224ZM7 224H9V225H7ZM22 224L24 226H22ZM166 224L168 225V227H167ZM179 224H182V225H179ZM36 225L39 226V227H37ZM43 225H45L48 229L47 228L45 229V226H43ZM188 225L192 229L188 228ZM41 226H42V228H41ZM173 226H174V228H173ZM200 226H202V227H200ZM198 227H199L200 230L198 229ZM205 227H206V229H205ZM101 228L103 229V231L101 230ZM14 229L16 231H14ZM209 229H211V230H209ZM44 230H46V231H44ZM48 230H50V232L52 231V233H50ZM193 230L194 231L196 230V231L194 232ZM215 230H216V232H215ZM47 231H48V233H47ZM200 231H202V233ZM211 231H213L212 234H211ZM218 232L220 233L219 234L220 236L217 235V234H215V233H218ZM43 233H45V234L42 235ZM31 234L34 235V236H31ZM207 234H209V235H207ZM38 235L40 236L39 238L37 237ZM46 235H48L47 238H46ZM35 236L37 237V239H39V242H36L37 239H34ZM218 236H219V238H218ZM31 237H33V238L31 239ZM112 237H111V239L113 240ZM44 238H46V239H44ZM190 238L192 240H190ZM210 239H211V241H208ZM212 239H214L215 243L213 242ZM218 239H219V241H218ZM43 240H45L44 243H43ZM93 240L91 241V243H88L89 242L88 241L87 244H92L93 245ZM198 242L199 243L202 242V244L200 243L201 244L200 245ZM211 242H212V244L214 243V245L210 244ZM217 242H221V244H218ZM45 243H48V245L45 244ZM195 243H196V245L198 244L199 247H202V248H200L201 250L204 247L203 244L205 245L204 248H206L207 246L208 247L209 246H213L214 249H213V247H209L208 250L207 249L206 250L204 249V251L203 250L202 251L204 253L206 252L207 255H206V253L205 254H202V251L200 249H198V247H196ZM49 244H50V246H49ZM107 244H109V245L107 246L106 243H105V245L104 244H101L100 246L99 245H97V246L95 245L96 246L95 248H97L99 250L102 247L103 249H101V250H103L105 252V251L109 250L108 248L115 246V244L113 246H110L111 243H108V242H107ZM193 244L195 245V248H194V245ZM217 244H218L219 247H217ZM40 245L43 246V247H40ZM102 245H104V246H102ZM215 246L217 247L216 249H215ZM34 247H35L36 250L38 249L39 251H40V249H42L41 250L42 252L41 251L39 252L38 250L36 251L34 249ZM105 248H107V249H105ZM217 249L220 250V251H216ZM101 250H99V251L101 252ZM191 250H192V252H191ZM209 250H210V252H209ZM35 251H36V253H35ZM193 251H194V254L197 257H194L193 256ZM211 251H215L216 254H218V253H221V254H218L217 257H216L215 252H213L214 255L212 257H210V255L212 253ZM67 252H70L71 253V251H67ZM47 253H48V251H47ZM44 254H46V255L44 256ZM93 255L94 254H90L89 256L90 257L92 256L91 258L95 259ZM219 255H222V257L220 256L219 257V260H216V259H218V256ZM41 258H42V260H41ZM65 258H66V260L68 262H66ZM71 258L72 257L69 254L66 253V254H64V256L62 258L64 262L62 261V259H59L58 258L61 261H58L57 262L58 259H55L54 260L55 262H53V263H55V264H58V263L61 264L63 262L62 264H72L73 262L74 263H77L78 262L80 264L81 263L84 264L83 263V260H80V259H82L81 256H78L76 258L77 262L76 261H73ZM78 258H80V259H78ZM91 258H89V259H91ZM211 258H213L212 259L213 261L211 260ZM83 259H84V257H83ZM222 259H223V261H222ZM32 260H33L34 263L32 262ZM107 260L108 259H106L104 261L106 262ZM91 261H93L92 263L90 262L91 264H95V262H97L96 260H91ZM98 261L100 262L99 264H102V262L104 263V261H102V262L100 260H98ZM214 261H217V262L220 261V262L217 263V262H214ZM85 264H87V263H85Z\"/></svg>","mask_w":264,"mask_h":264},{"label":"bare ground","instance_id":"6f19581e","mask_svg":"<svg viewBox=\"0 0 264 264\" xmlns=\"http://www.w3.org/2000/svg\"><path fill=\"white\" fill-rule=\"evenodd\" d=\"M0 1H1V0H0ZM36 1H37V0H36ZM38 1H42V0H38ZM119 1H120V0H119ZM122 1H123V0H122ZM145 1H146V0H145ZM210 1H211V0H210ZM214 1H215V0H214ZM216 1H217V0H216ZM216 1H215V2H216ZM2 2H3V1H2ZM47 2H48V1H47ZM78 2H79V1H78ZM120 2H121V1H120ZM215 2H213V5H214V6L211 5L212 7H215L216 5L218 6V3L216 4ZM220 2L222 3V6L220 5V8L223 7V8H224L223 11H227L228 13L231 14V15H229L230 18L228 19V22L232 21L233 18H234L233 20L236 21V22L233 21V22H234L233 24L236 23V24L238 25L239 29H240V30L237 29V30H238L237 33H239V32L241 31V29H242V30L244 31L243 33H246V34L248 33V34H247L248 36L251 35V36L254 38V41H255L256 39H258V40H256L257 43H259L258 41H260V40L264 41V0H220ZM220 2H219V4H221ZM5 3H6V1H5ZM36 3H37V2H36ZM38 3H40V2H38ZM44 3H45V2H44ZM64 3H65V2H64ZM64 3H63V4H64ZM73 3H74V2H73ZM123 3H125V2H123ZM209 3H210V2H209ZM214 3H215L216 5H215ZM8 4H9V3H8ZM30 4H31V3H30ZM30 4H29V5H30ZM40 4H41V3H40ZM57 4H58V3H57ZM145 4H146V3H144V5H145ZM210 4H212V3H210ZM245 4H246V5H247V4H248V5L250 4V6L247 8V10H244V9H243V7H245ZM0 5L2 6L3 4H0ZM25 5H26V4H25ZM60 5H61V4H60ZM60 5H59V7H60ZM121 5H122V7H123V4H120L119 6L121 7ZM1 6H0V9H1V10H0V15H1V16H4V13L1 12V11H3V9L1 8ZM23 6H24V5H23ZM33 6H34V5H33ZM33 6H32V7H33ZM36 6H37V5H36ZM46 6H47V5H46ZM49 6H50V5H49ZM69 6H70V5H69ZM3 7H4V6H3ZM28 7H29V6H28ZM32 7H30V8H32ZM64 7H65V6H64ZM81 7H82V6H81ZM120 7H118V8L120 9ZM142 7H143V6H142ZM19 8H20V7H19ZM37 8L40 9L41 7L38 6ZM67 8H68V7H67ZM99 8H100V7H99ZM114 8H115V7H114ZM118 8H117V9H118ZM125 8L127 9V7H125ZM125 8H122V9H125ZM144 8H145V7H144ZM144 8H143V9H144ZM161 8H162V7H161ZM28 9H29V8H28ZM28 9H27V10H28ZM44 9H45V8H44ZM82 9H83V8H82ZM94 9H95V8H94ZM96 9H97V8H96ZM148 9H149V8H148ZM156 9H158V8H156ZM27 10H26V11H27ZM45 10H46V12H45ZM45 10H43V9L41 10V9H40V11H42L41 14L43 15L42 17L40 16V19L42 18L41 20L46 21V22H48V24L50 23V24H52V25H54L55 23H57L58 21H57V22H54V21H56V17L54 16V18L52 19V17L49 16L50 14H49V13L47 14V10H48V9L46 8ZM63 10H64V9H63ZM99 10H100V9H99ZM153 10H155V9H153ZM160 10H162V9H160ZM164 10H165V9H164ZM221 10H222V8H221ZM29 11H31V9L28 10L27 12H29ZM32 11H33V12H36V11H34V10H32ZM85 11H86V10H85ZM120 11H122V10H120ZM120 11H119V12H120ZM141 11H143V10H141ZM147 11H148V10H147V8H146V11H145V12H147ZM158 11H159V10H158ZM217 11H218V9H217ZM217 11H216V9L214 10V12H217ZM33 12H32V13H33ZM51 12H52V11H51ZM64 12H65V11H64ZM123 12H124V10H123ZM126 12H128V11H126ZM148 12L150 13V12H152V11H148ZM159 12H160V11H159ZM227 12H226V14H227ZM2 13H3V14H2ZM149 13H147V15H145L146 13H143V14H144L145 16H148ZM217 13H218V12H217ZM217 13H215V15H216V16H219V15H217ZM33 14H35V13H33ZM52 14L54 15V13H52ZM52 14H51V15H52ZM126 14H127V13H126ZM126 14H125V15H126ZM152 14H154V12H152ZM157 14H159V13H157ZM157 14H155V16H153V17L159 16V15H157ZM212 14L214 15L213 12H212ZM219 14H220L222 20H223V19L225 20V18H228V17H229L228 14H227V15L225 14L227 17H225V18L222 17L221 14H224V12H223V13L221 12V13H219ZM25 15H26V14H25ZM37 15H38V14H37ZM53 15H52V16H53ZM55 15H56V14H55ZM128 15H129V14H128ZM209 15L211 16L210 13H209ZM215 15H214V16H215ZM225 15H223V16H225ZM1 16H0V17H1ZM30 16H31V13H30ZM30 16H28V17H30ZM220 16H219V17H220ZM231 16H232V17H231ZM153 17H151V18H153ZM160 17H161V16H160ZM211 17H213V16H211ZM1 18H2V17H1ZM1 18H0V19H1ZM22 18H23V17H22ZM26 18H27V17H26ZM58 18H59V17H58ZM130 18H131V17H130ZM148 18L150 19V17H148ZM157 18H158V17H157ZM215 18H216V17H215ZM215 18H213V19L216 20ZM231 18H232V19H231ZM40 19H39L38 21H40ZM54 19H55V20H54ZM122 19H123V18H122ZM153 19H154V18H153ZM155 19H156V18H155ZM210 19H211V18H209L208 20H210ZM230 19H231V20H230ZM4 20H6V19L4 18ZM7 20H8V19H7ZM13 20H14V19H13ZM36 20H37V19H36ZM36 20H35V21H36ZM61 20H62V19H61ZM99 20H100V19H99ZM128 20H129V19H127V21H128ZM217 20H219V18H218ZM222 20H221V21H222ZM224 20H223V21H224ZM226 20H227V19H226ZM226 20H225V21H226ZM0 21H1V20H0ZM127 21H126V22H127ZM132 21H134V20H132ZM211 21H213V20H211ZM254 21H256L259 25L257 24V25H258L257 27L255 26V28H250L249 25H251V24H249V22H254ZM3 22L5 23V21H3ZM12 22H13V21H12ZM24 22H25V21H24ZM103 22H104V21H103ZM105 22H106V21H105ZM123 22H124V21H123ZM128 22H130V21H128ZM228 22H226V23H228ZM1 23H2V22H1ZM1 23H0V24H1ZM7 23H8V22H7ZM26 23H28V22L26 21ZM61 23H62V22H61ZM133 23H134V22H133ZM214 23H215V22H214ZM214 23H213V24H214ZM220 23H221V22H220ZM220 23H219V21H217L215 27H216V28H220V26L222 27L221 24H223V23H221V24H220ZM231 23H232V22H231ZM57 24H58V23H57ZM57 24H56V25H57ZM121 24H122V23H121ZM125 24H126V23H125ZM141 24H142V23H141ZM213 24H212V25H213ZM217 24H219L220 26L217 27V26H218ZM224 24H225V23H224ZM224 24H223V27H224ZM6 25H7V24H6ZM8 25H10V23H9ZM39 25H40V24H39ZM42 25H43V24H42ZM44 25H45V24H44ZM44 25H43V26H44ZM46 25H47V24H46ZM104 25H105V24H104ZM130 25H131V24H130ZM130 25H129V26H130ZM212 25H211V26H212ZM214 25H215V24H214ZM225 25H226V24H225ZM228 25H229V24H228ZM231 25H232V24H231ZM0 26H1L2 28H3V27L9 28V27H7V26H3V25H0ZM24 26H25V25H24ZM43 26H42V27H43ZM49 26H50V25H49ZM59 26H60V24H59ZM59 26L57 27L58 29L55 27V25H54L55 28H51L52 26H50L51 29L48 28V29H50V30L46 31L47 34L44 35V34L42 33V35H43L42 38H41V36H40V38L42 39V40H41V43H42V41L45 42L46 40L48 41V40H50V39H57V40H59V42H57V40H56V41L54 40V41H55V44H56V42H57V44L59 45V46H58V45L55 46V47H56V48H55V51H57V50L61 51V50H62V49L60 50V48L63 47V46H60L61 43H62V45H66L65 43H63V42H66V41H63V39L61 40V38H62L61 36H63L64 33L62 34L61 26H60V27H59ZM127 26H128V25H127ZM136 26H137V25H136ZM161 26H162V24H161ZM161 26H160V27H161ZM226 26H227V25H226ZM226 26H225V27H226ZM233 26H234V25H232V27H233ZM248 26H249V27H248ZM101 27H102V26H101ZM130 27H132V26H130ZM134 27H135V26H134ZM143 27H144V26H143ZM162 27H163V26H162ZM215 27H214V28H215ZM223 27H222V29L225 30V29H224L225 27H224V28H223ZM228 27H231V26H228ZM2 28H0V30H2ZM24 28H25V27H24ZM113 28H114V26H113ZM140 28H141V27H140ZM157 28H158V27H157ZM205 28H206V27H205ZM208 28H209V27H208ZM233 28H235V26H234ZM236 28H237V26H236ZM236 28H235V29H230V28H228V29L232 30V31L229 30V31H230L229 33L232 32V33H231V35H232V34H233V31L236 30ZM3 29H4V28H3ZM13 29H15V28H13ZM144 29H145V28H144ZM159 29H160V28H159ZM197 29H198V28H197ZM203 29H204V28H203ZM222 29H221V30H222ZM10 30H11V28H10ZM15 30H16V29H15ZM15 30H14L13 34H14V36H15V38H16L17 35H16V31H15ZM17 30H18V29H17ZM22 30H23V28H22ZM94 30H95V29H94ZM157 30H158V29H157ZM204 30H205V29H204ZM209 30H211V29H209ZM212 30H213V28H212ZM212 30H211V31H212ZM215 30L218 31V32L216 31V33H218V34H219V32L221 31L220 29H219V30H218V29H215ZM226 30H227V29H226ZM4 31H5V30H4ZM20 31H21V30H19V32H20ZM43 31H44V30H43ZM115 31H116V30H115ZM195 31H196V30H195ZM201 31H202V30H201ZM206 31H207V29H206ZM211 31H210L209 33H211ZM213 31H214V30H213ZM1 32H2V31H1ZM1 32H0V33H1ZM5 32H6V31H5ZM41 32H42V31H41ZM41 32L39 33L40 35H41ZM144 32H145V31H144ZM193 32H194V30H193ZM193 32H192V33H193ZM196 32H199V31H196ZM224 32H228V31H224ZM11 33H12V32H11ZM94 33H95V32H94ZM145 33H146V32H145ZM150 33H152V32H150ZM200 33H201V32H200ZM202 33H203V32H202ZM221 33H222V32H221ZM229 33H227L228 35H227L226 33H222L221 35L226 34V37H225V35H223V36H224V38H227V36H230ZM240 33H241V32H240ZM13 34H12V35H13ZM17 34H19V33H17ZM27 34H28L27 31H24V32H20L19 36L22 37V38L24 39V38H25V35L27 36ZM129 34H130V33H129ZM183 34H184V33H183ZM204 34L206 35L207 32L204 33ZM212 34H213V35H212L213 37L216 36V35L214 36L215 33L212 32ZM246 34H245V35H246ZM1 35H3V33H2ZM142 35H143V34H142ZM147 35H148V34H147ZM191 35H192V34H191ZM193 35H194V34H193ZM197 35L199 36V33H197ZM201 35H202V34H201ZM205 35H204V36H205ZM233 35H234V34H233ZM48 36H49L50 38H49ZM120 36H121V35H120ZM127 36H128V35H127ZM130 36H131V35H130ZM194 36H195V37H198V36H196V35H194ZM194 36H193V37H194ZM236 36H239V35L235 34V41L237 40V38H239V37H236ZM242 36H243V34H242ZM242 36H241V38H242ZM251 36H250V37H251ZM92 37H93V36H92ZM146 37H147V36H146ZM213 37H212V38H213ZM231 37L234 38V36H231ZM252 37H251V41H252ZM4 38H6V37H4ZM11 38H12V36H11ZM15 38H14V39H15ZM17 38H18V36H17ZM17 38H16V39H17ZM40 38H39V39H40ZM63 38H64V37H63ZM94 38H95V36H94ZM113 38H114V37H113ZM150 38H151V37H150ZM201 38H202V37H200V39H201ZM218 38H220V36H218ZM224 38L221 39V40H222V41H225ZM243 38H244V37H243ZM246 38H247V36H246ZM18 39L21 40L20 38H18ZM18 39H17V40H18ZM23 39H22V40H23ZM39 39L37 38V41H38ZM43 39H44L45 41H44ZM147 39H148V38H147ZM151 39H152V38H151ZM151 39H150L149 41H151ZM193 39H194V38H193ZM213 39H214V38H213ZM229 39H230V38H229ZM244 39H245V38H244ZM247 39H249V38H247ZM247 39H246V40H247ZM10 40H11V39H10ZM17 40H16V41H17ZM22 40H21V41H22ZM32 40H33V39H32ZM32 40H31V42H32ZM64 40H66V39H64ZM74 40H75V39H74ZM137 40H138V38H137ZM142 40L144 41V39H142ZM216 40H217V39H215L214 41H216ZM218 40H220V39H218ZM221 40H220V41H221ZM232 40L234 41V39H231V40H227V39H226L225 42H227V41L229 42V41H232ZM238 40L240 41V39H238ZM238 40H237V42H239ZM242 40H243V39H242ZM11 41H12V40H11ZM47 41H46V42H47ZM51 41H52V40H51ZM54 41H53V42H54ZM60 41H62V42H60ZM80 41H81V40H80ZM80 41H79V42H80ZM118 41H119V40H118ZM149 41H148V42H149ZM193 41L195 42V40H193ZM197 41H198V43L200 42L199 40H197ZM212 41H213V40H211V42H212ZM222 41H221V42H222ZM233 41H232V42H233ZM249 41H250V40H249ZM18 42H19V41H18ZM33 42H34V41H33ZM35 42H36V41H35ZM35 42H34V43H35ZM39 42H40V41H39ZM46 42L43 43V44H45V47H46ZM83 42H84V41H83ZM111 42H112V41H111ZM225 42H223V47H224V44H227V43H225ZM242 42H243V41H242ZM246 42H247V41H246ZM16 43H17V42H16ZM51 43H52V42H51ZM59 43H60V44H59ZM72 43H73V42H72ZM114 43H115V42H114ZM114 43H113V44H114ZM121 43H122V42H121ZM126 43H127V42H126ZM141 43H142V41H141ZM196 43H197V42H196ZM230 43H231V42H230ZM234 43H235V42H234ZM234 43H232V44H234ZM244 43H245V42H244ZM260 43H261V42H260ZM47 44H48V43H47ZM52 44H53V43H52ZM73 44H75V42H74ZM77 44H78V43H77ZM84 44H85V43H84ZM188 44H189V43H188ZM239 44L241 45V41H240ZM247 44H248V42H247ZM253 44H254V43H253ZM255 44H256V42H255ZM263 44H264V43H263ZM14 45H15V44H14ZM28 45H29V44H28ZM28 45H27V46H28ZM37 45H38V44H37ZM39 45H41L40 47H42V44H39ZM69 45H70V44H69ZM120 45H121V44H120ZM126 45H127V44H125V46H126ZM143 45H144V44H143ZM143 45H142V46H143ZM190 45H191V44H190ZM240 45H239V46H240ZM242 45H243V44H242ZM242 45H241V46H242ZM48 46H49V45H47V48H49ZM53 46H54V44H53ZM85 46H87V48L89 49V51L91 50V48H89L88 45H85ZM85 46L83 45L84 49H85ZM136 46H137V45H136ZM210 46H211V45H208V47H210ZM231 46H232V45H231ZM233 46H234V45H233ZM236 46H237V44H236ZM239 46H238V47H239ZM241 46H240V47H241ZM2 47H3V46H2ZM13 47H14V46H13ZM17 47H18V46H17ZM45 47H44V46H43V48H39V47L36 48V47H35L36 49H32V50H30L29 52H26V55L23 54V56H24V57L26 56V58H27V56L29 57L30 55L32 56L33 54L36 56V57L33 56V60H32V61L26 59V60H27V63H26V62H25V63L27 64V66H26L27 69L30 70L31 72H33V71L35 70L34 72L36 73V74H35L36 78H35L34 80H35L36 82H39L41 79H44L45 77L43 78V76H44L46 73H48V72H51V75H49V76H50V78H51L52 80H54V81H55V80H58V79H60L59 81H61L62 79L65 80V78L67 77V75H68L69 73H71V71H72L71 68H72L73 70H74V68H73L72 66L70 67V65L68 64L69 61H67V60H66L65 62L58 63V65L51 66V65H53L52 63L55 62V61H53V62L51 63V61L54 60V59H56V58H52V57L49 58V57H48L47 51L50 50V49H48V50L46 51V54H47V56H46V55H45V50H44ZM65 47H66V46H65ZM65 47H63V48H65ZM81 47H82V46H81ZM93 47H94V46H93ZM93 47H92V48H93ZM139 47H140V46H139ZM189 47H190V46H189ZM208 47H207V48H208ZM218 47H219V46H218ZM220 47H221V46H220ZM225 47H226V45H225ZM240 47H239V48H240ZM243 47H244V46H243ZM245 47H246V45H245ZM4 48H5V47H4ZM7 48H8V47H7ZM21 48H22V47H21ZM32 48H33V47H32ZM51 48H53V47H51ZM173 48H174V47H173ZM207 48H206V49H207ZM210 48H211V47H210ZM210 48H209V49H210ZM246 48H247V47H246ZM18 49H19V47H18ZM103 49H106V48H103ZM2 50H3V49H2ZM14 50H15V49H14ZM14 50H13V51H14ZM52 50H54V48H53ZM64 50H65V49H64ZM64 50H62V51H64ZM85 50H86V49H85ZM159 50H160V49H159ZM169 50H170V49H169ZM173 50H174V49H173ZM204 50H205V49H204ZM211 50H212V49H211ZM213 50H214V49H213ZM213 50L211 51V54H215V53H212ZM217 50H218V49H217ZM50 51H51V50H50ZM50 51H48V53H49ZM78 51H79V50H78ZM89 51H88V52H89ZM97 51H98V50H97ZM99 51H100V50H99ZM170 51H171V50H170ZM170 51H167V53L170 52ZM205 51H207V50H205ZM208 51H209V50H208ZM208 51H207V53H210V52H208ZM3 52H4V51H3ZM86 52H87V50H86ZM101 52H103V51H101ZM104 52H105V50H104ZM160 52H162V51H160ZM173 52H174V51H172V53H173ZM217 52H218V51H217ZM217 52H216V53H217ZM11 53H12V52H11ZM31 53H32V54H31ZM52 53H53V51H52ZM57 53H59V52H57ZM172 53H169V56H170V57H173V56H174V55L171 56ZM1 54H2V53H1ZM1 54H0V55H1ZM53 54H56V53H53ZM53 54H52V56H53ZM90 54H91V53H90ZM94 54H95V53H94ZM96 54H97V53H96ZM99 54H100V53H99ZM162 54H165V53L163 52ZM174 54H175V52H174ZM201 54H203V53H198V55H201ZM3 55L5 56V54H3ZM3 55H2V57H3ZM8 55H9V54H8ZM11 55H12V54H11ZM17 55H18V54H17ZM50 55H51V54H50ZM62 55H63V54H61V56H62ZM92 55H93V54H92ZM92 55H91V56H92ZM100 55H104V54L101 53ZM160 55H161V53H160ZM177 55H178V54H177ZM177 55H176V56H177ZM196 55H197V54H196ZM205 55H206V53H204V56H205ZM6 56H7V55H6ZM31 56H30V57H31ZM57 56H59V55H57ZM65 56H66V55H65ZM97 56H99V55H97ZM134 56H135V55H134ZM165 56H167V55H164V56L161 55V56H160V61H161V57L163 58V57H165ZM169 56H168V57H169ZM207 56H210V54H209V55L207 54ZM211 56H212V55H211ZM213 56H214V55H213ZM213 56H212V57H213ZM2 57L0 58V109H1V110H0V114H1L0 116H2V118H3L4 121H5V132H7V133L9 134V136H10L9 140H7V139L5 138V139H6L5 142L8 141L7 144H9V148H11V150H12L13 153L17 152V154H18V153L21 154V155L18 154V157H16V158H13V157H12L11 160H13V161L9 163V167H10V165L13 167L12 170L15 171V174H16V175L12 174V172H11L10 169H9V167H6V168H8V170H7V169L5 168V166H4V167L2 166L3 168H5V169L7 170V172L10 171V172H11V175H14L15 177H11V178H9L8 176H11V175H8V176H7V174H5L6 170H5V172H4V170L1 169V171L3 170L2 172H4L5 176H7V177L5 178V181H4L5 183H4V185H3L2 188L0 189V190H1V191H0V204H2V206L4 207V210H6V209L8 208V206L11 205V207L14 208V211H15L16 208H18V206H19V205H17V204L20 203L19 200H17V199L19 198V196L21 197V196L24 195V196H25L24 198H26V201H27V202L24 201V202L22 203L21 207H20V210H21V213H22V217H21V218H22V220H23L22 223H23V222H24V223H27V226H28V220H29L30 217H33V218H34V221L36 220V218L34 217V215L32 216V212H33V210L31 211V208H30V207L32 206L31 204H32V203H34L35 205H36V203L38 204V201H37L36 203H35L34 201H36V199L40 200L39 198H41V196H43L44 199H45L46 201H49L48 203H45L46 201L43 199V202L45 203V204H44V203L40 200L41 203L44 204V206L39 202V203L42 205V210H41V208H40V211H39V212H41V215H42V216H39V220L41 219V217H43V218H44V219H42L43 222L46 221V222H49V223H50V221H52L50 225H51V226L54 225V226H52V229L54 230V233H55L54 238L52 237V239H53L54 241H53L52 239H51V240L49 239L50 241H46V242H50V243H51V241H52V243H51L52 245L50 246V244H49L50 249L47 250L48 253H47V251H46V254H47V259H46L47 262H46V264H55V263H53V262H55L54 260H55V259H58V258H59V259H62L63 256H64V254H66V253L69 254V255L72 257L71 259H72L73 261H76V262H77L76 258H77L78 256H81L82 259H80V258H78V259L83 260V263H84V264H85V263H87V264H91V263L93 262V261H91V260H96L97 262L94 261L95 264H99L100 262H99L98 260H100V261L102 262V261H104V260H106V259H108V260H107L106 262L104 261V263L102 262V264H155V263H153L152 261L149 262V263L146 262V261H145V262H142V263H141V262L139 263V262H137L136 260H133V259H131L130 257H127L126 254H117L118 251H117V252L115 251L114 247H115V248L117 247V246H116V243H118V242L121 243V242H120V241H121V239H120L121 236H119V235H122V234H124V233H127V230L130 228V226H129V227L127 226V228L124 227L122 230H119V229H118V233H119V231H121V232L118 234V237H117L116 239L113 238V237H115V236H114V234H115L114 232H116V234H117V231H114V232H113V230H112V231H111V230H110V231L107 230V232H102L101 234H100V231H98V233H97L98 235L96 234V238L93 237L94 240L91 238V239L93 240V245H92V244H87L88 241H89L88 243H91V241H92V240L90 241V236H91L92 234L95 233V231H96V227H97V229L100 228V227L103 228L104 224H102V225H101L100 223L97 224V225L100 226V227H98V226H96V225H93L92 227L89 228L88 231L86 230V232L78 231V229H79V228H77L78 226H76V225L73 224L72 226H70V228H69V232L67 231V233H69V234L72 235V238H64V240L62 241L61 236H62V233L65 232V231H64V230H65L64 227H65L66 223H67L68 221H76V220H77V218H75L76 220L73 219V216H75V214H71V211L68 210L69 207H70L71 205H73L74 208H75V207H77L80 203H82V201H87V200H83L84 198H83V199L80 198V197H82V196H80V195H82V192L80 193V190H79L78 193H76L74 190H71V187H72L71 184H72V182L74 181V179H79V178H74V176H73L74 179H73L72 177L70 178V175H71V174H68V175H69V178H67V175L65 176V177L68 179V181H67V182L64 181V185L61 186V183L63 182L64 178H63V176L60 177L61 174H60V176H56V179L58 180L59 177H60L62 182H60V181L58 180V181L60 182V186H57V187L54 186L55 188L53 187L54 189H53V190H50V192H47V191H46L48 194L50 193L49 195H47L46 192H45V193H42V190L45 189L44 186H45L46 184L49 185V183H48L49 181H50V182H51V181L54 182L55 185H56L57 180L54 181V180H55V179H54L55 177H50V178H52L51 180H49V181L46 180L47 183H46L45 180H44V182L42 183V182H41V181H42L41 178H40V180H41V181H40V180L38 179V177H41V175H43L45 172L47 173L48 176H50L51 174H56V173H54V172H55V171H56V172H59V171H60L59 169H60L61 167H65L66 165H72V163L74 164V162L79 161V159H78L79 157H78V158L75 157V155L77 156V154H78V153L76 154V152H77V150H78V149H76V148H78V147L75 145V144H76V142H75V141H76V138H75V137H80V135H78V134H79V133H78L79 131H78V132H75V133H78V134H77L78 136H75L74 138H73V136H72L73 139H72L71 137H66L69 133H68L67 135L64 136L65 138H64L63 136H61V137L64 138V140L61 139L62 141L59 143L60 145H58V146H57V144H58L59 141L57 142V139H55L56 142H57V144H56L55 146H52V148L55 149L56 146H57L58 150L55 149L56 151H60V148H61V149H62V150H61V151H62V154H64V156H63L62 154H60V153H61V151H60V152H58V153H59L61 156H63V157H61V156H60V157H57V154H56V157H57V158H55V159H56V160H59V159H60V161H56V160L54 161L53 159H54V157H55V156H54V155H55V154H54L55 152H54V153L51 152V150H53V149L50 150V147L48 148V147L46 146V145H48V144L51 143L50 140H52V139L49 137L50 134H49V136H48V134L46 133V134H47L46 136H48L50 139H49L48 137L46 138V136H44L45 131H46V130L44 131L45 128H44V129H41V128H42V127H41L42 125H40V124L38 123V124L40 125V126H38L37 123H36L37 120L35 119L36 115H37V119H39L38 117H39L41 114L43 115V118H44V115H46V114H45L46 112H43L41 109L45 110V106L47 107V105H44L43 108H41L42 105H43V104H42L41 107H40V109H38V113H39L40 110L44 113V114H43V113H41V114L39 113V116H38V114L36 113L37 110H36V111L34 110L35 113H33V111H32L33 109H30V108L27 107V106H30V105H29V104H28V105H26V104L24 105L25 102L22 101V100H21V102H22V103L24 102L23 105L26 106V107H23V108L19 107V108H21V109H19V110H18V107L15 108L14 105L16 104V102L14 101L15 104H13V100L16 99V96H15V93L12 92V85H11L12 83H11V82H12L13 80H15L14 78H15L16 76H18V75L20 76L21 73L18 74V73H19V72H18L17 75H15L14 70L11 71L12 68H11L10 70H8L7 67L4 68V65H5V64L3 65V62H2L3 60L1 61ZM20 57H22V56H20ZM24 57H22L21 60H24V59H23ZM93 57H94V56H93ZM193 57H195L194 60L196 61V60H197L196 56H192V58H193ZM212 57H210L211 60L213 59ZM5 58H6V57H5ZM57 58L59 59V57H57ZM64 58H65V57H64ZM66 58H67V57H66ZM66 58H65V59H66ZM90 58H91V57H90ZM95 58L97 59V57H95ZM98 58H99V57H98ZM107 58H108V57H107ZM107 58H106L105 60H107ZM134 58H135V57H134ZM134 58L132 57V60H133ZM136 58L138 59L137 56H136ZM166 58H167V57H166ZM166 58H164V59H166ZM174 58H175V56H174ZM51 59H52V60H51ZM58 59H57V60H58ZM92 59H93V58H92ZM100 59H101L102 61H105V60L102 59L101 57H100ZM124 59H125V58H124ZM127 59H128V58H127ZM127 59H126V61H128ZM137 59H136V60H137ZM5 60H6V59H5ZM5 60H4V61H5ZM19 60H20V58H18V60H16V61H19ZM21 60H20V61H21ZM62 60H63V59H62ZM97 60H98V59H97ZM101 60H100V62H102ZM132 60H130V61L132 62ZM134 60H135V59H134ZM162 60H163V59H162ZM169 60H171V59H169ZM169 60H168V62L170 63ZM172 60H173V59H172ZM12 61H15V60H12ZM12 61H11V63H12ZM16 61H15V62H16ZM20 61H19V63H20V64H21V63L23 64L24 61H23V62H20ZM60 61H61V60H60ZM110 61H111V60H110ZM130 61H129L128 65H131V64H132ZM166 61H167V60H165V61L163 60L164 63H166ZM209 61H210V59H209ZM58 62H59V60H58ZM66 62H67V63H66ZM92 62H93V61H92ZM98 62H99V61H98ZM98 62H97V64H98ZM100 62H99V63H100ZM105 62H106L105 65L108 64L107 61H105ZM123 62H125V60H124ZM135 62L137 63V61H135ZM135 62H134V63H135ZM138 62H140V60H139ZM168 62H167V63H168ZM214 62H215V61H214ZM11 63H10V64H11ZM13 63H14V62H13ZM13 63L11 64L12 66L14 65ZM16 63H17V62H16ZM69 63H72V62L70 61ZM130 63H131V64H130ZM193 63L195 64V62H193ZM225 63H226V62H225ZM92 64H93V63H91V64H89V65H90V66H93ZM97 64H96V65H97ZM102 64H103V62H102ZM109 64H111V63H109ZM109 64H108V65H109ZM123 64H124V63H122V65H123ZM194 64H193V65H194ZM213 64H214V63H213ZM94 65H95V64H94ZM103 65H104V64H103ZM103 65H102V66H103ZM111 65L114 66V64H111ZM111 65H109V66H111ZM119 65H121V64H118L117 66H119ZM126 65H127V64H126ZM134 65H135V64H134ZM134 65H133V66H134ZM211 65H212V63H211ZM225 65H226V66H225ZM225 65H223V66L227 67V64H225ZM8 66H9V65H8ZM20 66H21V65H20ZM98 66H99V65H98ZM113 66H112V67H113ZM117 66H116V67H117ZM223 66H222V67H223ZM15 67H16V65H15ZM17 67H19V66H17ZM17 67H16V68H17ZM21 67H22V66H21ZM21 67H20V68H21ZM23 67H25V66L23 65ZM26 67H25V68H26ZM116 67H113V68H116ZM196 67H197V63H196ZM217 67H218V66H217ZM257 67H258V66H257ZM2 68H3V69H2ZM89 68H90V67H89ZM95 68H98V67L95 66ZM95 68H94V69H95ZM103 68H105V67H103ZM107 68H109V67H107ZM113 68H111V69H113ZM123 68H124V66H123ZM123 68H122V70H123ZM125 68H126V67H125ZM5 69H6V71H5ZM13 69H15V68H13ZM22 69H23V68H22ZM27 69H25V71H27ZM33 69H34V70H33ZM90 69H91V68H90ZM90 69H89V71H88L87 68H86V70H87L88 72L91 71ZM118 69H119V68H118ZM196 69H197V68H196ZM199 69H201L200 71L203 70V68H200V67H199ZM199 69L196 70V71H197V72H196L197 74H198V72H199V71H198ZM215 69H216V68H215ZM224 69H225V68H224ZM32 70H33V71H32ZM75 70H76V69H75ZM75 70H74V71H75ZM84 70H85V69H84ZM95 70H96V69H95ZM105 70H107V69H105ZM108 70H109V69H108ZM120 70H121V69H120ZM120 70H119V71H120ZM131 70H132V69H131ZM217 70H218V68H217ZM217 70H216V71L213 70V71L215 72V75H216V72L219 71V70H218V71H217ZM221 70H223V69L221 68ZM225 70H226V69H225ZM260 70H261V69H260ZM15 71H19V70H15ZM113 71H115V70H113ZM116 71L118 72L117 68H116ZM116 71L114 72V74H116ZM126 71H127V70H126ZM133 71H134V70H133ZM213 71H212L211 73L214 75ZM22 72H23V71H22ZM27 72L29 73V71H27ZM81 72H85V71L81 70ZM92 72H93V70H92ZM127 72H128V71H127ZM135 72H136V71H135ZM219 72H220V78H221V79H223V76H225V75L227 74V73L225 74V72L223 73V71H219ZM219 72H218V73H219ZM221 72L223 73L222 76H221V74H222ZM72 73H73V72H72ZM74 73H77V72H74ZM86 73H87V72H86ZM95 73H96V71H95ZM211 73H210V75H211ZM218 73H217V75H218ZM255 73H256V72H255ZM263 73H264V72H263ZM22 74H23V73H22ZM22 74H21V75H22ZM25 74H26V73H25ZM25 74H24V75H25ZM43 74H44V75H43ZM49 74H50V73H49ZM77 74H79V73H77ZM83 74H84V73H81L82 76H83ZM88 74H89V75H88ZM91 74H93V73H91ZM91 74H90V73H87V75L85 74V76H87V78H88V76L90 77ZM119 74H120V73H119ZM119 74H118L117 78L122 79V78L120 77V75L123 74V72H122L120 75H119ZM129 74H130V75H129ZM129 74H128V76L131 77V73H130V71H129ZM132 74H133V73H132ZM14 75H15V77H14ZM46 75H47V74H46ZM70 75H71V74H70ZM75 75H76V74H75ZM75 75H74V77H75ZM81 75H79V76H81ZM94 75H95V74H94ZM116 75H117V74H116ZM116 75H115V77H116ZM124 75H125V74H124ZM217 75H216V76H217ZM28 76H29V77H27V74H26L25 77H27L28 79L32 77V76L30 77V75H28ZM68 76H69V75H68ZM79 76L77 75L75 78H77V79H81V77L79 78ZM85 76H84V77H85ZM108 76H109V75H108ZM256 76H257V75H256ZM256 76H255V77H256ZM258 76H259V75H258ZM13 77H14V78H13ZM22 77H24V76H22ZM22 77H21V78H22ZM71 77H72V76H71ZM71 77H68L69 80H70ZM74 77H72V79H73ZM104 77H105V79H106V75H105ZM112 77H113V76H112ZM124 77H125V76H124ZM124 77H123V78H124ZM209 77H210V76H209ZM211 77H214V76L211 75ZM217 77H219V75H218ZM249 77H250V76H249ZM17 78H18V77H17ZM19 78H20V77H19ZM46 78H47V76H46ZM50 78H49V81L52 82V81L50 80ZM75 78H74V80H75ZM117 78H115V79L117 80ZM125 78H126V79H123V80H127V78H129V77L126 76ZM174 78H176V77H174ZM174 78H173V80L175 81ZM235 78H236V77H235ZM237 78L239 79V77H237ZM252 78H253V77H252ZM259 78H261V77H259ZM259 78H258V79H259ZM47 79H48V78H47ZM77 79H76V80H77ZM85 79H86V78H84V80H85ZM101 79H102V77H101ZM108 79H109V78H108ZM110 79H111V77H110ZM177 79L179 80L178 77H177ZM209 79H210V78H209ZM211 79H212V78H211ZM214 79H215V77H214ZM214 79H213V80H214ZM221 79H220V80H221ZM240 79H242V78H240ZM263 79H264V78H263ZM32 80H33V79H32ZM32 80L30 79L31 83H34V81L32 82ZM67 80H68V79H67ZM67 80H66V82H67ZM261 80H262V79H261ZM46 81H47V80H46ZM46 81H45V82H46ZM78 81H79V80H78ZM102 81H103V80H102ZM111 81H112V80H111ZM120 81L122 82V80H120ZM176 81H177V80H176ZM179 81H180V80H179ZM184 81H185V80H184ZM206 81H208V80H206ZM210 81H211V80H210ZM210 81H209V82H210ZM221 81H222V80H221ZM233 81H234V80H233ZM248 81H249V80H248ZM251 81H252V80H251ZM251 81H249V82H251ZM26 82H27V81H26ZM36 82H35V83H36ZM62 82H63V81H62ZM81 82H82V81H81ZM85 82H86V80H85ZM116 82H117V81H114V82L112 81V84H116ZM121 82H120V83H121ZM180 82H181V81H180ZM185 82H186V81H185ZM223 82H224V81H223ZM236 82H237V81H236ZM240 82H242V81H240ZM262 82H263V81H262ZM53 83H54V82H53ZM53 83H52V84H53ZM58 83H60V82H57L56 84H58ZM69 83H71V82H69ZM75 83H76V82L73 83L74 86L76 85ZM79 83H80V82H79ZM97 83H98V81H97ZM118 83H119V82H118ZM118 83H117V84H118ZM171 83H172V82H171ZM230 83H231V81H229V84H230ZM233 83H234V82H233ZM233 83L230 84V85H231L230 88L234 87V86H233V85H234ZM238 83H239V82H238ZM40 84H43V82L40 83ZM40 84H39V85H40ZM64 84H65V81H64ZM67 84H68V83H67ZM73 84H71V85H73ZM83 84H85V83H83ZM95 84H96V83H95ZM95 84H93V85H95ZM108 84H110V83H108ZM122 84H123V82H122ZM122 84H121V85H122ZM175 84H176V83H175ZM177 84H179V82H178ZM182 84H183V82H182ZM182 84H181V86H182ZM209 84H210V83H208V85H209ZM229 84H227V82H226V84H225L226 86L228 85V88H227V91H228V92H229V90H230V89H229V86H230ZM232 84H233V85H232ZM239 84H241V83H239ZM32 85H33V84H32ZM32 85H31V86H32ZM36 85H38V84H36ZM39 85H38V86H39ZM43 85H44V84H43ZM47 85H48V83H47ZM47 85H44V87L47 86ZM68 85H70V84H68ZM87 85H88V84H87ZM101 85H102V84H101ZM110 85H111V84H110ZM169 85H170V84H169ZM171 85H173V84H171ZM222 85H223V83H222ZM222 85H221V86H222ZM243 85H244V84H243ZM262 85H263V84H262ZM16 86H17V85H16ZM16 86H15V87H16ZM41 86H42V85H41ZM56 86H57V85H56ZM61 86H62V85H61ZM63 86H64V85H63ZM63 86L61 87L62 90L64 89ZM79 86H80V85H79ZM113 86L115 87L116 85H113ZM123 86H124V85H123ZM125 86H126V85H125ZM125 86H124V87H125ZM179 86H180V85H179ZM181 86H180V87H181ZM187 86H188V85H187ZM226 86H225V88H226ZM236 86H238V85L235 84V88H236ZM13 87H14V85H13ZM17 87H18V86H17ZM22 87H23V86H22ZM33 87H34V85H33ZM36 87H37V86H36ZM36 87H34V88H36ZM42 87H43V86H42ZM42 87H41V88H42ZM64 87H65V86H64ZM77 87H78V86H77ZM84 87H85V85H84ZM95 87H96V86H95ZM98 87H99V86H98ZM105 87H106V85H105ZM173 87H174V85H173ZM180 87H179V88H180ZM183 87H184V86H183ZM185 87H186V84H185ZM209 87H210V86H209ZM223 87H224V86H223ZM243 87H244V86H243ZM18 88H21V87H18ZM66 88H67V87H66ZM80 88H81V86H80ZM80 88H79V89H80ZM91 88H93V87H91ZM118 88H119V87H118ZM238 88H240V87L238 86ZM246 88H247V87H246ZM263 88H264V86H263ZM2 89H5V90L7 89V91H8L7 93L4 92V93H6V94H5V96L3 95V97L1 96V93H2L1 90H2ZM27 89H28V88H27ZM38 89H39V88H38ZM42 89H43V88H42ZM45 89H46V88H45ZM45 89H44L43 91H45ZM56 89H57V87H56ZM59 89H60V87H59ZM68 89H70V87H69ZM68 89H67V90H68ZM72 89H73V88H72ZM85 89H88V88H85ZM101 89H102V88H101ZM120 89H121V88H120ZM125 89H126V88H125ZM127 89H128V88H127ZM127 89H126L125 91H127ZM165 89H166V88H165ZM15 90H16V89H15ZM19 90H20V89H19ZM23 90H24V89L22 88V91H21V92H22V93H21L22 95L25 93V91H24V93H23ZM31 90H33V89L31 88ZM34 90H35V89H34ZM46 90H47V89H46ZM62 90L60 89V91H62ZM76 90H78V89L76 88ZM97 90H99V89H97ZM103 90H105V89H103ZM123 90H124V88H123ZM231 90H233V89H231ZM231 90H230V91H231ZM236 90H237V89H236ZM236 90L234 89L233 91H236ZM9 91H10V92H9ZM54 91H56V90H54ZM57 91H58V89H57ZM60 91H59V93H60ZM70 91H71V90H70ZM84 91H85V90H84ZM94 91H95V90H94ZM94 91H93V92H94ZM115 91H116V90H115ZM117 91H119V90H117ZM162 91H163V90H162ZM165 91H166V90H165ZM233 91H232V92H233ZM17 92H18V91H17ZM26 92H30V91L28 90V91H26ZM35 92H36V91H35ZM35 92H32V93H35ZM41 92H42V91H40V89H39V90H37L36 94H39V93H41ZM86 92H87V91H86ZM90 92H92V91H90ZM107 92H108V91H107ZM119 92H120V91H119ZM123 92H124V91H123ZM199 92H200V91H199ZM251 92H254V91L251 90ZM32 93H31V94H32ZM54 93H55V92H54ZM67 93H68V92H67ZM74 93H75V92H74ZM83 93H84V92H83ZM94 93H95V92H94ZM100 93H101V92H100ZM102 93H103V91H102ZM105 93H106V92H105ZM127 93H128V91H127ZM159 93H160V91H159ZM195 93H197V92H194L193 95H194ZM202 93H203V92H200V94L198 93L197 95L201 96ZM204 93H205V94H204ZM204 93H203V94L206 96V93H207V92H204ZM243 93H244V92H243ZM254 93H255V92H254ZM254 93H253V94H254ZM28 94H30V93H28ZM28 94H27V96H28ZM31 94H30V95H31ZM62 94H63V93H62ZM62 94H60V95H62ZM70 94H71V93H70ZM78 94H79V93H78ZM88 94H89V97H90L93 93L91 94V93L88 92ZM161 94H164V93L161 92ZM203 94H202V96H204ZM207 94H208V93H207ZM226 94H227V93H226ZM231 94H232V93H231ZM253 94H252V95L249 94V95H251V96L254 98V95H253ZM34 95H35V94H34ZM41 95H42V93H41ZM43 95H44V94H43ZM43 95H42V96H43ZM47 95H48V94H46V96H47ZM60 95L58 94V97H59ZM71 95H72V94H71ZM80 95H81V94H80ZM83 95H84V94H83ZM83 95H82V96H83ZM96 95H97V94H96ZM98 95H99V94H98ZM98 95H97L96 97H98ZM105 95H106V94H105ZM156 95H157V93H156ZM208 95H209V94H208ZM229 95H230V94H229ZM235 95H236V94H235ZM240 95H241V94H240ZM240 95L238 94L237 96L240 97ZM42 96L39 95V98L42 97ZM49 96H50V95H49ZM49 96H48V97H49ZM54 96H56V95H54ZM68 96H69V95H68ZM68 96H67V97H68ZM77 96H78V95H77ZM82 96H81V97H82ZM86 96H87V95H86ZM92 96H93V95H92ZM94 96H95V95H94ZM94 96H93V97H94ZM127 96H128V95H127ZM226 96H227V95H226ZM17 97H19V96H17ZM24 97H26V96H23V98H24ZM58 97H57V98H58ZM63 97H64V96H63ZM63 97L61 96V98H59V99L62 100ZM65 97H66V96H65ZM89 97H88V98H89ZM103 97H104V99H105V96H103ZM107 97H108V95H107ZM129 97H131V96H129ZM163 97H164V95H163ZM227 97H228V96H227ZM249 97H250V96H249ZM20 98H21V95H20ZM23 98H22V99H23ZM27 98H28V100H29V96H28ZM30 98H31V96H30ZM34 98H35V97H34ZM34 98H33V96H32V99H34ZM36 98H37V100H38V96H37ZM45 98H46V97H45ZM45 98L43 99L44 101H45ZM50 98H52V97H50ZM53 98H55V97H53ZM82 98H83V97H82ZM86 98H87V97H86ZM86 98H85V99H86ZM153 98H154V97H153ZM158 98H160V97H158ZM164 98H165V97H164ZM209 98H210V96H209ZM228 98H229V97H228ZM228 98H227V100H228ZM32 99H30V102H31ZM65 99L68 100V101H67V102H68L67 105H66V103H64V102H60V100L57 99V100L61 103V105H62V103H64V105H62L63 107H64V106H65V107H66V106H67V107H68V106H72V107L74 106V107H76L77 104H79L78 101H77L78 99L75 100L72 96H70V97H68V98H65ZM65 99H63V100L65 101ZM94 99H95V98H94ZM98 99H99V98H98ZM102 99H103V98H102ZM118 99H119V98H118ZM122 99H124V98H122ZM122 99H121V100H122ZM131 99H132V97H131ZM154 99H156V98H154ZM154 99H151V100H154ZM170 99H171V98H170ZM191 99H192V97H191ZM195 99H197V98H195ZM195 99L192 100V102H194ZM198 99H199V97H198ZM207 99H208V98H207ZM225 99H226V97H225ZM25 100H26V99H25ZM43 100H42V103H43ZM51 100H52V99H51ZM51 100H49V101L51 102L50 105L53 103ZM53 100L56 102V99H53ZM63 100H62V101H63ZM106 100H108V99H106ZM112 100H113V99H112ZM125 100H127V99L125 98L124 101H125ZM129 100H130V99H129ZM129 100H128V103H129ZM168 100H169V99H168ZM174 100H175V99H174ZM209 100H210V99H209ZM248 100H249V99H248ZM248 100H247V101H248ZM253 100H254V99H253ZM38 101H40V99H39ZM46 101H48V100L46 99ZM58 101H57V102H58ZM81 101H82V100H81ZM102 101H103V100H102ZM130 101H131V100H130ZM172 101H173V100H172ZM190 101H191V100H190ZM196 101H198V100H196ZM224 101H225V100H224ZM240 101H241V100H240ZM242 101H246V99H245V100L243 99ZM17 102H18V101H17ZM26 102H27V100H26ZM30 102H28V103H30ZM36 102H37V101H36ZM57 102H56V103H57ZM79 102H80V100H79ZM148 102H149V101H148ZM163 102H164V101H163ZM227 102H229V100H228ZM230 102H231V100H230ZM250 102L252 103V101H250ZM34 103H35V102H32L31 107L34 106V105H33ZM37 103H38V102H37ZM37 103H35V104H36L35 106H39V104H41V102H40L39 104H37ZM81 103H82V102H81ZM93 103H95V102L92 100V97H91V98L88 99V102L86 103V107H87V108H86V107H84V108H86V109L89 108L88 110H90V109H91L90 107L93 106ZM120 103H121V102H120ZM134 103H135V102H134ZM151 103H152V102H151ZM153 103H154V102H153ZM155 103H156V102H155ZM155 103H154V104H155ZM172 103H174V102H172ZM207 103H208V102H207ZM242 103L244 104L245 102H242ZM248 103H249V102H248ZM19 104H20V103H19ZM53 104H54V103H53ZM58 104H59V103H58ZM149 104H150V103H149ZM168 104H169V103H168ZM194 104H195V102H194ZM194 104H193V105H194ZM243 104H242V106H247V105H245V104L243 105ZM20 105H21V104H20ZM56 105H57V104H56ZM75 105H76V106H75ZM104 105H105V104H104ZM130 105H132L131 102H130ZM133 105H135V104H133ZM146 105H147V104H146ZM169 105H170V104H169ZM169 105H168V106H169ZM197 105H198V104H197ZM229 105H230V103H229ZM231 105H232V104H231ZM249 105H250V104H249ZM251 105H252V104H251ZM16 106H17V105H16ZM18 106H19V105H18ZM21 106H22V105H21ZM35 106H34V108H35ZM48 106H49V105H48ZM53 106H55V105H53ZM53 106L51 107V108H52L51 110H53ZM58 106H60V105H57V107H58ZM95 106L98 107L96 104H95ZM126 106H128V105H126ZM126 106H124V107H126ZM135 106H136V105H135ZM152 106H155V105H152ZM208 106H209V104H207L205 107L209 108ZM239 106L242 107V106L240 105V103H239ZM60 107H61V106H60ZM72 107H70L71 110L75 109V108H72ZM79 107H80V106H79ZM103 107H104V106H103ZM106 107H107V106H106ZM137 107H138V109H139V106H137ZM142 107H143V106H142ZM145 107H146V106H145ZM155 107H156V106H155ZM159 107H160V106H159ZM159 107H158V108H159ZM191 107H192V106H191ZM191 107H190V108H191ZM193 107H194V106H193ZM196 107H197V106H196ZM196 107H194V108H196ZM247 107H249V106H247ZM32 108H33V107H32ZM55 108H56V107H55ZM58 108H59V107H58ZM76 108H77V107H76ZM92 108H94V107H92ZM99 108H100V109H99ZM99 108H97V109H98V110H101V107H100V106H99ZM104 108H105V107H104ZM128 108H129V107H128ZM169 108H170V107H169ZM171 108H172V107H171ZM188 108H189V106H188ZM199 108H200V107H199ZM201 108H202V109H201ZM201 108H200V109H201V110H200V109H198V107H197V109L200 110V111H203V109H204V110H205L204 113H206L207 111L210 112V108H209V109H206V108H204V106H202ZM245 108H246V107H245ZM36 109H37V108H36ZM46 109H47V108H46ZM48 109H50V107H49ZM60 109L62 110V107L59 108V110H60ZM65 109H66V108H65ZM82 109H83V108H82ZM94 109L97 110L96 108H94ZM114 109H115V108H114ZM125 109H126V108H125ZM143 109L145 110V108H143ZM143 109H142V110H143ZM160 109H161V108H160ZM183 109H184V108H183ZM24 110H25V111H29V110H31L32 112L30 111V112H27L28 114H25V111H24ZM59 110H58V111H59ZM67 110H69V108H68ZM71 110H70L69 112H71ZM76 110H77V112L79 111L78 109H75V112H74V113H69V114L71 115L70 118H66V116L63 115V118L65 117L66 119H68V123L70 122V124H71L70 127H72V123H73L71 120H73V121L75 122V120H74L72 117H74V115H76V113H77ZM88 110H87V111H88ZM98 110H97V111H98ZM102 110H103V109H102ZM102 110H101V111H102ZM104 110H105V109H104ZM128 110H129V109H128ZM128 110H127V111H128ZM133 110H134V109H133ZM140 110H141V109H140ZM156 110H157V108H156ZM163 110H164V109H163ZM168 110H169V109H168ZM168 110H167V111H168ZM172 110H173V109H172ZM187 110H188V109H187ZM191 110H192V109H191ZM191 110H190V111H191ZM198 110H196L197 113H198ZM206 110H207V111H206ZM48 111H49V110H48ZM48 111H47V112H48ZM53 111H54V110H53ZM53 111H52V113L54 114ZM62 111H63V110H62ZM62 111H61V112H62ZM81 111H83V110H81ZM85 111H86V110H85ZM85 111H83V112L85 113V116H86V113H87V112H85ZM92 111H93V110H92ZM101 111H98V112H101ZM113 111H115V110H113ZM136 111H137V110H136ZM151 111H153V109H152ZM157 111L159 112V109H158ZM157 111H155L156 113L154 112L155 115L158 114ZM160 111L162 112V110H160ZM165 111H166V109H165ZM165 111H163V113H164ZM169 111H170V110H169ZM174 111L176 112V110H174ZM190 111H188V112H190ZM211 111H212V109H211ZM55 112H57V111H55ZM64 112H65V111H64ZM72 112H73V111H72ZM105 112H106V111H105ZM111 112H112V111H111ZM115 112H116V111H115ZM115 112H114V114H115ZM138 112H139V111H138ZM191 112H195V110H193V111H191ZM261 112H262V111H261ZM30 113L33 114V115H31L32 118L36 120V122H35L36 125H37L36 127L32 125V124H34V123L28 121V119H29L28 115H29ZM52 113L49 112V114H52ZM59 113H60V112H59ZM67 113H68V112H67ZM78 113H79V112H78ZM78 113H77V114H78ZM93 113H94V111H93ZM119 113H120V112H119ZM171 113H172V111H171ZM176 113H177V112H176ZM182 113H183V112H182ZM184 113H185V115H186L187 111L185 112V110H184ZM199 113L202 114V112H199ZM199 113H198V114H199ZM53 114H52V115H53ZM55 114H57V113H55ZM60 114H61V113H60ZM72 114H73V116H72ZM82 114H83V113H82ZM89 114H90V111H89ZM103 114H104V112H103ZM103 114L101 115V113H100L101 117H103ZM116 114H117V113H116ZM135 114L137 115L136 112H135ZM164 114H165V113H164ZM166 114H167V113H166ZM172 114H173V113H172ZM178 114H179V112H178ZM190 114H191V113H190ZM194 114H195V113H193V114H191V115L194 116V118H195V115H194ZM34 115H35V116H34ZM42 115H41V116H42ZM47 115H48V114H47ZM47 115H46V117H47ZM92 115H93V114H92ZM96 115H99V114L96 113ZM96 115H93L94 118H95ZM100 115H99V116H100ZM106 115H108V116H105V117H109V114H106ZM129 115H131V114H129ZM139 115H141V113H140ZM181 115H182V114H181ZM206 115H207V114H206ZM206 115H205V116H206ZM261 115H262V114H261ZM26 116H27L28 118H27ZM31 116H30V117H31ZM33 116H34V117H33ZM48 116H49V115H48ZM50 116H51V115H50ZM57 116H58V115H57ZM67 116H68V115H67ZM110 116H111V114H110ZM113 116H114V118H115L116 115H113ZM132 116H134V113H132ZM132 116H131V117H132ZM143 116H144V115L142 114V117H143ZM258 116H259V115H258ZM24 117H26L27 119L24 118ZM51 117H53V116H51ZM60 117H61V116H60ZM68 117H69V116H68ZM83 117H84V116H83ZM87 117H88V115H87ZM89 117H90V116H89ZM96 117H97V116H96ZM136 117H138V116H136ZM136 117H135V118H136ZM175 117H176V116H175ZM180 117H181V116H180ZM185 117H186V116H185ZM203 117H204V116H203ZM260 117H261V116H260ZM32 118H31V119H32ZM49 118H50V117H49ZM63 118H61V120H63ZM78 118H79V117H78ZM81 118H82V117H81ZM81 118H80V119H81ZM111 118H112V117H111ZM129 118H130V116H129ZM132 118H133V117H132ZM132 118H131V120H132ZM140 118H141V117H140ZM173 118H174V115H173ZM183 118H184V117H183ZM183 118H182V121H184ZM187 118H188V116H187ZM200 118H201V117H200ZM3 119H2V120H3ZM40 119H42V117H41ZM40 119H39L38 122H41ZM44 119H45V118H44ZM58 119H59V118H58ZM58 119L55 121L56 123H58V121L61 122V121L58 120ZM88 119H89V118H88ZM88 119H87V121H89ZM90 119H91V118H90ZM92 119H93V118H92ZM92 119H91V120H92ZM95 119H96V118H95ZM100 119H101V118H100ZM104 119H105V118H104ZM109 119H110V118H109ZM109 119H108V120H109ZM112 119H113V118H112ZM174 119H175V118H174ZM176 119H177V118H176ZM184 119H185V118H184ZM260 119H261V118H260ZM26 120H27L29 123H31V127L28 126L29 123H27ZM49 120H52V119H49ZM82 120H83V119H82ZM85 120H86V119H85ZM102 120H103V119H102ZM102 120H101V121H102ZM110 120H111V119H110ZM110 120H109V124L111 123V126H112V120H111V121H110ZM117 120H118V119H117ZM117 120H114V121L117 122ZM126 120H128V119H126ZM133 120H134V118H133ZM135 120H137V119H135ZM142 120H143V118L140 119L141 123L138 122L140 125H138L137 123H135V126L138 125V127H139V126L141 127V126L143 125V124H142ZM144 120H145V119H144ZM179 120H180V119H179ZM215 120H216V118H214V121H215ZM262 120H263V119H262ZM63 121H65V119H64ZM63 121H62V122H63ZM95 121H96V120H95ZM95 121H94V119L92 120V122H95ZM103 121H104V120H103ZM105 121H106V120H105ZM172 121H173V120H172ZM42 122L45 123V120L42 121ZM42 122H41V123H42ZM46 122H47V121H46ZM50 122H51V121H50ZM66 122H67V121H66ZM82 122H83V124H84V122H86V121H82ZM98 122H100V121H98ZM106 122H107V121H106ZM106 122H104V123H106ZM125 122H126V121H125ZM128 122H129V121H128ZM133 122H134V121H133ZM178 122H181V120L178 121ZM178 122H177V124H178ZM186 122H187V121H186ZM216 122L218 123V121H216ZM263 122H264V121H263ZM263 122H262V123H263ZM56 123H53V124H56ZM68 123H65V125L67 124V125L69 126ZM77 123H78V122H77ZM86 123H87V122H86ZM89 123H90V122H89ZM104 123H103V124H104ZM144 123H145V122H144ZM171 123H173V122H171ZM174 123L176 124V122H174ZM246 123H247V122H246ZM75 124H76V123H75ZM75 124H74V126H75ZM90 124H91V123H90ZM90 124H89V125H90ZM94 124H95V123H94ZM94 124H92V125H94ZM97 124H98V123H97ZM123 124H124V123H123ZM125 124H126V123H125ZM128 124H130V123H128ZM141 124H142V125H141ZM179 124H180V123H179ZM179 124H178L177 126H179ZM181 124H184V122L181 123ZM181 124H180V126H182ZM212 124H213V123H212ZM212 124H211V126L213 127ZM215 124H216V123H215ZM244 124H245V123H244ZM252 124H253V123H252ZM45 125H46V124H45ZM45 125H43V126H44V127L48 126V123H47L46 126H45ZM50 125H51V124H50ZM58 125H60V124H58ZM76 125H77V124H76ZM100 125H101V124H100ZM100 125H97V126H99V129H101ZM104 125H105V126H104V127H105L104 129H106V126H107V125H106V124H104ZM195 125L197 126L196 123H195ZM195 125H194V127L197 129L198 127H196ZM255 125H256V124H255ZM258 125H259V124H258ZM0 126H1V125H0ZM60 126H61V125H60ZM62 126H63V125H62ZM78 126H79V125L75 126V128L77 127V129H79L80 127L78 128ZM80 126H81V125H80ZM87 126H88V125H87ZM101 126H102V125H101ZM113 126H114V125H113ZM127 126H128V125H127ZM169 126L172 127V124H170ZM177 126H176V127H177ZM180 126H179V127H180ZM183 126H186V124H184ZM260 126H261V125H260ZM49 127L52 128V127H54V125H53V126L51 125V126H49ZM55 127H56V126H55ZM70 127H68L67 129H69ZM94 127H95V125H94ZM108 127L110 128V126H108ZM116 127H117V126H116ZM122 127H123V126H122ZM173 127H174V126H173ZM176 127H175V128H176ZM179 127H178V128H179ZM188 127H190V129H192V126L189 125ZM194 127H193V128H194ZM199 127H200V126H199ZM207 127H208V126H206V128H207ZM2 128H3V127H2ZM2 128H0V129H2ZM60 128H62L63 131H66V130H67V129H65L66 127H64V126H63V127H60ZM60 128H57V127H56V129H57V134H58V135L62 134L61 132L58 133V131L61 130ZM109 128H107V130H109ZM117 128H118V127H117ZM123 128H124V127H123ZM126 128H127V127H126ZM131 128H135V127H132V125H131ZM141 128H142V127H141ZM169 128H170V127H169ZM175 128H173V129L175 130ZM178 128H177V130L179 131ZM182 128H183V127H182ZM195 128H194V129H195ZM209 128H210V126H209ZM209 128H208V129H209ZM252 128H253V127H252ZM46 129H47V128H46ZM48 129H49V128H48ZM52 129H53V128H52ZM70 129H71V128H70ZM70 129H69V130H70ZM73 129H74V128H73ZM77 129H76V130H77ZM81 129H82V128H80L79 130H81ZM93 129H97V128H93ZM99 129H97V130H92V129H91V131H98V134L95 133V135H96L97 137H98V135H99V137H100V136H101L100 134L102 133V135H103V134L105 135V136L103 135V137H105V138H110L109 135H108V137H107V134H108L109 131H105V130H104L105 133L107 132V133L105 134V133L102 132V131H100V132H101V133H100V132H99ZM111 129H112V130H117V131L121 134V131H122V130L119 131V130H120V127L118 128L119 130L116 129V128H115V129H114V128H111ZM170 129H171V128H170ZM173 129H171V130H173ZM190 129H188V130H190ZM199 129H200V128H199ZM208 129H207V130H208ZM39 130L43 131L44 134H43L42 132H39ZM76 130H74V131H76ZM82 130H83V129H82ZM102 130H103V129H102ZM125 130H126V129H125ZM125 130H123V131H125ZM157 130H158V129H156V131H157ZM159 130H160V129H159ZM159 130H158V131H159ZM177 130H175L174 132L177 133V132H176ZM200 130H201V129H200ZM203 130H204V129H203ZM209 130H210V129H209ZM67 131H68V130H67ZM70 131H71V130H70ZM91 131H90V132H91ZM131 131H132V129H131ZM138 131H139V130H138ZM198 131H199V130L197 129V132H198ZM201 131H202V130H201ZM201 131H200V132H201ZM212 131H213V130H212ZM216 131H217V130H216ZM218 131H219V130H218ZM218 131H217V132H218ZM257 131H258V130H257ZM3 132H4V131H3ZM38 132H39V133H42L43 136H44L46 139L49 140V141H48V140L46 141V139H45L44 137H42V139H45V142H44V143H48V144H46L45 146L43 145L44 147H46L45 149H43L44 152H45V150H48V151L50 150V152H51L52 154H54V155H52V154L50 153L52 156L49 154L50 157H52V161L54 162V164H52V163H50L49 160H48L49 157L46 158L47 155H46V156L44 155V153H43V151H42V148H41V151H40L39 148H38L37 150H39V152H41V153L45 156L44 159H46V164H43V166H41L42 163H43V161H42V163L39 165L38 157L36 158L37 161H38V165L41 166V167H43V168H41V167H39V166L37 165V166L39 167V169H37V166H34V164H37V163H36L37 161L34 162L36 159H35V160H32V159H34L35 157H33V158L31 159V161L34 162V163H31V161H29L30 159L27 158V157L30 156V155L28 156L29 153L34 152V151L29 152V150H28V149L30 148V146H29V141H30V140H29V139H30L31 136L33 137V135H34V134H37ZM47 132L49 133L48 130H47ZM50 132H51V130H50ZM55 132H56V130H55ZM72 132H73V131H72ZM111 132L114 133L115 131H111ZM111 132L109 133L110 135H111ZM129 132H130V131H129ZM168 132H170V131H168ZM182 132H183V131H182ZM186 132H187V131H186ZM191 132H196V130H195V131L193 130V131H191ZM191 132H190V135L193 134V133H191ZM202 132H204V131H202ZM219 132H220V131H219ZM219 132H218L219 136L222 135L221 132H220V133H219ZM1 133H2V131H1ZM75 133H74V134H75ZM82 133H83V132H82ZM88 133H89V132H88ZM88 133H86V134L89 135V136H92V135H93V134H92L93 132H92V133H89V134H88ZM99 133H100V134H99ZM113 133H112V134H113ZM115 133H116V132H115ZM127 133H128V132H126V134H127ZM135 133H136V132H135ZM160 133H161V132H160ZM160 133H159V134H160ZM179 133H180V131H179ZM188 133H189V132H188ZM206 133H207V132H206ZM257 133H258V132H257ZM2 134H3V133H2ZM4 134H5V133H4ZM8 134H7V135H8ZM53 134H55V133H53ZM71 134H72V133H71ZM71 134H70V135H71ZM74 134H73V135H74ZM80 134H81V132H80ZM90 134H91V135H90ZM116 134H118V133H116ZM116 134H115V137H116ZM128 134H129V133H128ZM128 134H127V135H128ZM132 134H133V132H132ZM153 134H154V133H152L151 135L149 134V135L151 136V138H152V136L155 137V135H153ZM156 134H157V132H156ZM165 134H167V133H165ZM171 134H172V133H171ZM171 134H169V135H171ZM180 134L182 135L183 133H180ZM196 134H197V133H195L194 136H195ZM199 134L201 135V133H199ZM5 135H6V134H5ZM5 135H3V136H5ZM37 135H39V134H37ZM70 135H69V136H70ZM83 135H84V133L81 134V136H83ZM87 135H86V137H87ZM118 135H119V134H118ZM121 135H122V134H121ZM172 135H174V133H173ZM190 135H189V136H190ZM200 135H199V136H200ZM202 135H203V134H202ZM207 135H208V133H207ZM215 135H216V134H215ZM255 135H256V134H255ZM40 136H41V135H40ZM40 136H37V137L39 138ZM51 136H52V135H51ZM112 136H113V135H112ZM122 136H123V135H122ZM129 136H130V135H128L127 137H129ZM184 136H185V135H184ZM189 136H188V137H189ZM191 136H192V135H191ZM205 136H206V135H205ZM219 136H218V138H219ZM257 136H259V135H257ZM32 137H31V141H30V142L33 141V140H32V139H33ZM53 137H54V136H52V138H53ZM58 137H59V136H58ZM83 137H84V136H83ZM83 137H82V138H83ZM92 137L94 138V136H92ZM99 137H98V139H101V137H100V138H99ZM118 137H119V136H117V138H118ZM120 137H121V136H120ZM167 137H168V136H167ZM171 137H172V136H171ZM195 137H196L195 139H198V138L200 139L201 136H200V137L195 136ZM259 137H261V136H259ZM262 137H263V136H262ZM0 138H1V137H0ZM55 138H56V136H55ZM59 138H60V137H59ZM149 138H150V137H149ZM168 138H169V137H168ZM173 138L176 139V135H174ZM178 138H179V135H178L177 139H178ZM183 138H184V137H183ZM186 138H187V137H186ZM186 138H185V140H186ZM216 138H217V137H216ZM222 138L224 139L225 137H222ZM222 138H221V139H222ZM53 139H54V138H53ZM78 139H79V138H78ZM80 139H81V138H80ZM96 139H97V138H96ZM96 139H95V144L98 142ZM102 139H103V138H102ZM121 139H122V138H121ZM126 139H127V138H126ZM128 139H129V138H128ZM153 139H154V138H153ZM180 139L182 140V137H180L179 140H180ZM195 139L193 138V141H194ZM1 140H2V139H1ZM74 140H75V141H74ZM81 140H82V139H81ZM83 140L85 141V137L83 138ZM86 140H87V141H88V140L91 141V138H89V139L87 138ZM92 140H93V139H92ZM108 140L112 141L111 138L108 139ZM113 140H114V138H113ZM116 140H117V142H118V141H119V142H122L119 138L116 139ZM124 140H125V139H124ZM154 140H155V139H154ZM165 140H166V139H165ZM169 140H170V138H169ZM181 140H180V142H181ZM183 140H184V139H183ZM191 140H192V137H191ZM35 141H38V139H37V140L35 139ZM40 141H44V140H41V138H40ZM40 141H39V142H40ZM53 141H54V140H53ZM77 141H78V140H77ZM84 141H83V142L81 141V143H84V144L87 145V147H88V145H90V144H88V143H86V142H84ZM105 141H106V140H105ZM126 141H127V140H126ZM126 141H125V142H122V144H123V143L125 144ZM148 141H149V140H148ZM175 141H176V140H175ZM177 141H178V140H177ZM177 141H176V142H177ZM193 141H192V143H193ZM220 141H221V140H220ZM222 141H223V143H225V142H224L225 140H222ZM222 141H221V142H222ZM0 142H1V141H0ZM2 142H4V140H3ZM5 142H4V143H5ZM73 142H75V143H74V145L76 146L75 148H74V145L72 146V143H73ZM117 142H116V143H117ZM149 142H150V141H149ZM165 142H166V141H165ZM171 142H172V140H171ZM178 142H179V141H178ZM180 142H179V143H180ZM185 142H186V141H185ZM185 142H184V144H185ZM187 142H188V141H187ZM221 142H220V144H221ZM35 143H36V142H35ZM40 143H42V142H40ZM40 143H39V144H40ZM44 143H43V144H44ZM77 143H78V142H77ZM79 143H80V142H79ZM81 143H80V144H81ZM102 143H104V142H102ZM108 143H109V142H108ZM108 143H106V144H108ZM114 143H115V142H113L112 147L114 146V147H115V150H116V146L114 145ZM127 143H128V141H127ZM167 143H168V142H167ZM173 143H174V140H173ZM179 143H177V144H179ZM182 143H183V142H182ZM182 143H180V145H184V144H182ZM30 144H32V143H30ZM33 144H34V143H33ZM39 144H37V146H38V147H40V146L42 147V145L39 146ZM54 144H55V143L53 142V145H54ZM84 144H83V145H84ZM95 144H94V145H95ZM100 144H101V143H100ZM111 144H112V143H111ZM111 144L109 143V145H111ZM145 144H146V143H145ZM147 144H148V142H147ZM147 144H146V145H147ZM170 144H171V143H170ZM189 144H190V143H189ZM189 144L187 143V144H185V145L187 146V145H189ZM3 145H4V144H3ZM51 145H52V144H50V146H51ZM94 145H92V146H94ZM96 145H97V148H98V145H99V144H96ZM102 145H104V144H102ZM119 145H120V144H119ZM164 145H166V144H164ZM221 145H222V144H221ZM221 145H220V146H221ZM0 146H1V145H0ZM5 146H6V144H5ZM32 146H33V150L36 151V148L34 149V145H32ZM37 146H35V147H37ZM92 146H90V147L92 148ZM99 146H100V145H99ZM120 146H121V145H120ZM122 146L124 147L125 145H122ZM143 146L145 147V145H143ZM150 146L152 147L151 144H150ZM175 146H176V144H175ZM190 146H191V145H190ZM223 146H225V144H224ZM71 147L73 148L72 150H71ZM79 147H80V146H79ZM81 147H82V144H81ZM81 147H80V149H79V150H80V151H79V155H82V156L84 157V156H86V155H83V154L85 153V152L83 151L85 148H84V146H83L84 149H83L82 151H83L84 153L82 152V154H81V153H80V152H81V149H82ZM87 147H86V148H87ZM90 147H89V148H90ZM117 147H119V146H117ZM126 147H127V146H126ZM128 147H129V146H128ZM144 147H143V148H144ZM146 147H147V146H146ZM146 147H145V148H146ZM151 147H150V149H148V150H151ZM165 147H166V146H165ZM173 147H174V144H173L172 148H173ZM188 147H189V146H188ZM188 147H187V148H188ZM4 148H6V147H4ZM31 148H32V147H31ZM89 148H87V150H88ZM101 148H102V146H101ZM103 148H104V147H103ZM108 148H110V147L107 146V148H105V149H108ZM120 148H121V147H120ZM131 148H132V147H131ZM131 148H129V149H131ZM168 148H169V147H168ZM176 148H177V147H176ZM176 148H175V149H176ZM180 148H181V149H183V148L186 149L185 146H183V147L181 146ZM180 148H179V149H180ZM215 148H216L215 150L218 149L217 147H215ZM219 148H220V147H219ZM221 148H222V147H221ZM221 148H220V149H221ZM75 149H76V150H75ZM93 149H95V146H94ZM99 149H100V148H99ZM105 149H102V150H103V151H102L103 153H104ZM124 149L126 150V148H124ZM129 149H127V150L130 151ZM153 149H154V148H153ZM177 149H178V148H177ZM179 149H178V150H179ZM181 149H180V150H181ZM220 149H219V150H220ZM5 150H6V149H5ZM7 150H8V149H7ZM27 150H28V152H29L28 154H27ZM55 150H53V151H55ZM73 150H74V151H73ZM96 150H97V149H96ZM96 150H94V151L96 152ZM112 150H113V149H112ZM115 150H114V151H115ZM131 150H133V149H131ZM139 150L141 151L142 149H141V148H140V149L138 148L137 152H139ZM154 150H155V149H154ZM180 150H179L180 154L178 153V159H179V155L181 156V151L183 152V150H181V151H180ZM221 150H222V149H221ZM223 150H224V148H223ZM8 151H9V150H8ZM88 151H89V150H88ZM88 151H87V152H88ZM99 151H100V150H99ZM110 151H111V150H110ZM117 151H118V150H117ZM120 151H121L122 153L124 152V151L121 150V149H120ZM144 151H146V152H145L146 154H147V152H148V154H149V152H150V151H147L146 149H145ZM144 151H143V152H144ZM217 151H218V150H217ZM217 151H214V152H217ZM0 152H1V151H0ZM89 152H90L91 154H94V153H93V150H92V151L90 150ZM107 152H108V151H107ZM107 152L105 153L106 155L103 154V158H105V156L110 157V156H109V155H110V152H109V155H107ZM121 152H120V153H121ZM125 152H126V151H125ZM133 152H134V151H133ZM143 152H142V153H143ZM151 152H155V151L152 150ZM151 152H150V153H151ZM219 152H220V151H219ZM222 152H223V151H222ZM1 153H2V155H0V158L4 157V153L6 154V152H4V153L1 152ZM41 153H40V154H41ZM45 153H46V152H45ZM90 153H89V154H90ZM96 153H98V152H96ZM100 153H101V152H100ZM100 153H99V155H100ZM111 153H112V152H111ZM120 153L118 152L117 154H120ZM122 153H121V154H122ZM130 153L132 154V152H130ZM130 153L127 152V153H125V154L130 155ZM140 153H141V152H140ZM140 153H139V154H140ZM155 153H156V152H155ZM223 153H224V152H223ZM10 154H11V152L9 153V156H11ZM37 154H38V152L36 153V156H37ZM47 154H48V152H47ZM59 154H58V155H59ZM86 154H88V153H86ZM115 154H116V152L114 153V157H115ZM133 154H134V153H133ZM133 154H132V155H133ZM139 154H138V155H139ZM143 154H144V153H143ZM143 154H142V155H143ZM146 154H145V155H146ZM148 154H147V155H148ZM183 154H185V153L183 152ZM221 154H222V153H221ZM224 154H225V153H224ZM38 155H39V154H38ZM49 155H48V156H49ZM79 155H78V156H79ZM101 155H102V154H101ZM111 155H112V154H111ZM123 155H124V153H123ZM128 155H126L127 158L131 157V156H128ZM134 155H137V153L134 154ZM134 155H133L134 158H133V157H132V158L135 160V157H136V156H134ZM138 155H137V156H138ZM151 155L153 156V153H152ZM155 155H156V154H155ZM166 155L168 156V154H166ZM166 155L163 156V157H165V158H164V161H165V159L167 158ZM175 155H176V154H175ZM185 155H186V154H185ZM1 156H2V157H1ZM6 156H7V158H8V155H6ZM15 156H17V155H15ZM82 156L80 157V159L82 158ZM116 156H117V155H116ZM126 156H125V158H126ZM149 156H150V155H149ZM183 156H184V155L181 156V159H180V160H182L183 163H186V162H184V160L188 158V155H186L187 158H184ZM22 157H23V160H22ZM30 157H31V156H30ZM40 157H41V156H40ZM42 157H43V156H42ZM89 157H90V155H89ZM92 157L94 158L95 156H92ZM101 157H102V156H100L99 158H100V159H103V158H101ZM107 157H106V158H107ZM123 157H124V156H123ZM123 157H122V159L124 160ZM140 157H142L141 154H140ZM147 157H148V156H147ZM150 157H151V156H150ZM150 157H149V158H150ZM154 157H155V156H154ZM156 157H157V156H156ZM156 157H155V158H156ZM182 157H183V159H182ZM20 158H21V162H20ZM75 158H77L78 160L75 159ZM86 158H87V157H86ZM90 158H91V157H90ZM99 158H98V160H100ZM111 158H113V155H112ZM115 158H117V157H115ZM119 158H120V157H119ZM132 158H131V159H132ZM145 158H146V156H145ZM168 158L171 159V158H173V157L171 156V157H168ZM189 158H190V157H189ZM8 159H10V157H9ZM113 159H114V158H113ZM133 159H132V160H133ZM150 159H151V158H150ZM150 159L147 158V160H149V161H150ZM152 159H153V158H152ZM160 159H161V157H160ZM175 159H176V158H175ZM175 159H174V160H175ZM11 160H10V161H11ZM26 160L29 161V163L32 164V165H31V164H29V165L35 167V169H34V167L32 168L33 170L37 171V170H41V169H42L40 173H37V175H34V176L37 177V180H36V179H35V180H36L37 182H38V180H39V181L43 184V187H42L43 189L40 190L41 187L39 188V190H40L39 192H40V194H42V195H39V194H38L40 197L34 195V193H35L34 191H35V190L32 189L33 187H36V186H33V183H34V182L32 183V182L30 181V182H31V185H30V184H27V183H29V181H28V182H25L26 180H29V179H30V178L26 179V173H25L26 169L21 168L22 166H24V168L27 167V164H26V166H25V164L23 165L24 162L27 163ZM75 160H77V161H75ZM81 160H83V159H81ZM85 160H86V159L84 158V161H85ZM88 160H89V159H88ZM94 160H96V159H94ZM111 160H112V159H110L108 163H110ZM119 160H120V159H119ZM119 160H118V161H119ZM128 160H130V158H129ZM128 160L126 159V161H128ZM138 160H139V158H138ZM138 160H137V162H138ZM147 160H146V161H147ZM155 160H156V159H155ZM166 160H168V159H166ZM180 160L174 161V162H175L174 165H177V166H175V167H176V170H177V167H179V165H183V166H185L184 164H182V163L179 162ZM1 161H3V160L1 159ZM6 161H7V159H6V160L4 159V162H5V163H8V162H6ZM8 161H9V160H8ZM47 161H48L50 164H48ZM100 161H101V160H100ZM100 161H98V163H99ZM104 161H105V160H102V163H104ZM107 161H108V160H107ZM115 161H116V160H115ZM115 161H112V162H111V165H109V166H112V163L115 162ZM120 161H121V160H120ZM120 161H119V163H121ZM135 161H136V160H135ZM149 161H147V162L144 161V162L146 163V166H147V163H148ZM153 161H154V160H153ZM158 161H159V159H158L157 161H154V162H152V160H151L149 166H150L151 164H152L153 166H155V162H157V163H156V165H157V164L159 163ZM160 161H161V160H160ZM172 161H173V160L171 159L170 162L173 164L174 162H172ZM186 161L188 162V160H186ZM190 161H192V160L190 159ZM4 162H3V163H4ZM40 162H41V160H40ZM85 162H87V161H85ZM89 162H90V161H89ZM96 162H97V160H96ZM122 162H123V161H122ZM131 162H133V161H131ZM131 162H129V163H131ZM141 162H142V159H141ZM162 162H163V160H162ZM167 162H168V166H167V167H169V164H171V163L169 162V160L166 161V162H164V163H167ZM178 162H179V164H178ZM0 163H2V162H0ZM44 163H45V161H44ZM82 163H84V162H82ZM91 163H95V162L92 161ZM115 163H117V162H115ZM115 163H113V164H115ZM123 163H126V162H123ZM134 163H136V162H134ZM153 163H154V164H153ZM188 163H190L189 165L192 166V165H191V162H188ZM80 164H81V163H80ZM96 164H97V163H96ZM96 164H95V165H96ZM131 164H132L133 167H135L133 163H131ZM1 165H2V164H0V166H1ZM5 165H6V164H5ZM20 165H22V166L20 167ZM29 165H28V166H29ZM77 165H78V164L76 163L75 166H77ZM81 165H82V164H81ZM81 165H80V167L78 166L79 169H77V171H79V172H80V170H81V171L83 170V165H82V166H81ZM91 165H92V164H91ZM102 165H103V164H102ZM102 165H101V166H102ZM104 165H105V163H104ZM106 165H107V164H106ZM106 165H105V166H106ZM117 165H118V163H117ZM124 165H125V168H126V165H128V164H124ZM136 165H137V168H140L141 170H142V169L145 170V172H146V174H147V176H148V172H150V171L147 172V169H148V170H151V169L149 168V166H147V167H146L147 169H145L144 167H143V168H142V167H138V166H140V165L144 166V164H142V163H141V164L138 163V164H136ZM152 165H151L150 167H152ZM166 165H167V164H165V166H166ZM174 165H173V167H174ZM209 165H211L210 167L213 166L212 164H208V165H207V168H209ZM243 165H244V164H242V166H243ZM6 166H8V165H6ZM84 166H85V163H84ZM96 166H98V164H97ZM107 166H108V165H107ZM115 166H116V164L113 165V167H115ZM163 166H164V165H163ZM165 166H164V168H165ZM183 166H180V167L184 168ZM186 166H187V163H186ZM186 166H185V168L188 169V167H186ZM247 166H251V164H248ZM12 167H10V168H12ZM67 167H69V166H67ZM98 167H100V166H98ZM102 167H103V166H102ZM119 167H120V166H119ZM128 167H131V166H128ZM133 167H131V169H130V168H127V169H128V170H127L128 173H130V170H131V171H132V170L136 171V168L134 169ZM158 167H161V168H159V169L157 170V169H156V166L153 167V168H155L154 171L157 170V171H156L157 174H155V172H154L153 174H155L156 176H158V174H159L158 177H161V178H162L163 175L160 176V174H162V173L164 172V171H162V170H165V169H164L161 165H159V164H158L157 168H158ZM167 167H166V170L168 169ZM171 167H172V166H171ZM205 167H206V166L204 165L203 168H202V172H205V174H206L207 171H208V173H209V172H210L211 170H213V168H215L216 166L212 167V169L209 168V169H211V170L206 169L207 171H206V170H203V169H205ZM251 167H252V166H251ZM40 168H41V169H40ZM70 168H71V167H70ZM75 168H77V167H75ZM75 168L73 169L74 171H75ZM106 168H107V167H106ZM120 168H121V167H120ZM122 168H123V166H122ZM122 168H121V169H122ZM153 168H152V170H153ZM231 168H233V166H232ZM231 168H230V170H231ZM234 168H235V167H234ZM234 168H233V169H234ZM240 168H242V167H240ZM245 168H246V167H245ZM252 168H253V167H252ZM36 169H37V170H36ZM116 169H117V168H116ZM160 169H161V170H160ZM216 169L218 170V172H224V171H223L224 169H222V171H219L220 168H217V167H216ZM242 169H243V168H242ZM246 169H247V168H246ZM250 169H251V168H250ZM24 170H25V171H24ZM33 170H31V171H33ZM57 170H58V171H57ZM61 170H63V169H61ZM73 170H72V172H73ZM85 170H86V168H84V172H85ZM124 170H125V169H123L122 172H125V171H126V170H125V171H124ZM143 170H142V171H143ZM152 170H151V174H152ZM173 170H174V169H173ZM178 170H179V168H178ZM178 170H177V172H178ZM217 170H216V171H217ZM239 170H240V169H239ZM239 170H236V171H238L236 174H239ZM244 170H245V169H244ZM14 171H13V173H14ZM28 171H29V170H28ZM28 171H27V172H28ZM31 171H29V172L31 173ZM64 171H65V170H64ZM69 171H71V170H69ZM119 171H121V170L119 169ZM137 171H138V170H137ZM137 171H136V172H137ZM142 171H141V172H142ZM160 171H161L162 173H161ZM169 171H170V174H171L170 167H169ZM169 171L167 170V174H169V173H168ZM179 171H180V170H179ZM182 171L184 172V170H181V173H182ZM185 171H186V169H185ZM216 171H215V169H214L213 172L211 171L212 174H211V173H209V174H211L212 177L214 176L213 178H216V177H215V172H216ZM245 171H246V170H245ZM247 171H248V170H247ZM62 172H63V171H61V173H62ZM66 172L68 173V171H66ZM75 172H76V171H75ZM84 172H83V173H84ZM132 172H133V171H132ZM141 172H140V174H141ZM158 172H159V173H158ZM165 172H166V171H165ZM177 172H176V176H180V175H178ZM218 172H216V173H218ZM243 172H244V171L242 170V173H243ZM0 173H1V172H0ZM33 173H34V172H33ZM33 173H32V175H33ZM64 173H65V172H64ZM64 173H62V175H64ZM80 173L82 174V172H80ZM80 173H79V175H81ZM85 173H86V172H85ZM85 173H84V174H85ZM125 173H126V172H125ZM138 173H139V172H138ZM138 173H137V174H138ZM174 173H175V172H173V174H174ZM200 173H201V172H200ZM208 173H207V174H208ZM240 173H241V172H240ZM248 173H249V172H248ZM27 174H28V173H27ZM34 174H35V173H34ZM73 174L76 175V174H78V173H77V172H76V173L73 172ZM86 174H87V173H86ZM137 174H136V177H137ZM140 174H138V175H140ZM142 174H145V173L142 172ZM142 174H141V175H142ZM151 174H149V175H151ZM153 174H152V175H153ZM167 174H166V176H164L162 179H164L165 177H167ZM170 174H169V175H170ZM179 174H180V173H179ZM182 174H183V173H182ZM201 174H202V173H201ZM205 174H203V175H205ZM207 174H206V175H207ZM209 174H208V175H209ZM213 174H214V175H213ZM221 174L223 175V173H221ZM243 174L246 175L245 172H244ZM0 175H3V174H0ZM32 175L30 174V176H32ZM47 175L45 174V176H47ZM82 175H83V174H82ZM125 175H126V174H125ZM164 175H165V173H164ZM219 175H220V174L218 173V174H217V177H218ZM222 175H220V177H221ZM240 175H242V174H240ZM5 176H4V177H5ZM27 176H28V175H27ZM45 176H44V177H45ZM52 176H53V175H52ZM71 176H72V175H71ZM127 176H129V175H127ZM153 176H154V175H153ZM153 176H151V177L153 178ZM156 176H155V177H156ZM170 176H172V177H171V178H172V181H171L170 183H173V181L175 182V180H174L175 178L173 179V175H170ZM36 177H34V178H36ZM42 177H43V176H42ZM76 177H78V176H76ZM80 177H81V176H80ZM86 177H87V176H86ZM86 177H83V178H85V180H86V179L88 180V178H86ZM130 177H131V178H134V176H132V173H130ZM138 177H139V176H138ZM138 177H137V179L135 178L136 181L138 180ZM144 177H146V176L144 175ZM144 177H141V176H140V178H143V180L141 179V181H143V182L140 183V184H143V183H144L143 186H142V188H143V189L146 188L145 190H147L148 188H147V187H144V186H145V183H146L145 180H144ZM151 177L149 176L150 179H152ZM174 177H175V176H174ZM246 177H247V176H246ZM1 178H2V177H1ZM31 178H33V177H31ZM45 178L48 179V177H45ZM62 178H63V179H62ZM81 178H82V177H81ZM81 178H80V179H81ZM146 178H147V177H146ZM161 178H159V181H157L158 179H156V178H155L156 180H155L154 178L152 179V181L155 180L156 182H159V184L155 183V181H154V182H151V180L148 179L147 182H151V183H147V184H148V187H149V188L151 187L149 184L155 183V184H157L158 186L161 184L162 187H163V189H168V187H169V188L172 187V188H174V191H176V192H177L176 189L179 190L180 185H179L178 183L181 182L179 178L177 179V177H176V179H177L179 182H178V181H177V183L175 182L176 184L173 183L174 185H176L177 188H175L174 185H173L174 187H173V186H170L169 183H168V185H167L166 183L169 181V179H167V178H166L167 180L164 179L165 181H167V182H163V183H165V184L161 183V182H160V180H162ZM168 178H169V177H168ZM180 178H183V177H180ZM205 178H206V176H205ZM208 178L211 179V180H213V179L211 178V176H209ZM239 178H240V177H239ZM16 179H17L18 181L20 180L19 182L21 183V184H20L21 187H20V191H19V192H17L16 190H14V189L12 188V186H11V185H12L11 183H12L13 181H15ZM42 179H43V178H42ZM53 179H54V180H53ZM80 179H79V180H80ZM89 179H90V178H89ZM128 179H129V177H128ZM240 179H241V178H240ZM240 179H239V180H240ZM244 179H245V176H244ZM244 179H243V180H244ZM2 180H3V179H1V181H2ZM31 180H32V179H31ZM65 180H66V179H65ZM139 180H140V179H139ZM139 180H138V181H139ZM164 180H163V181H164ZM243 180H242L241 182H243ZM246 180H247V179H246ZM246 180H245V182H246ZM32 181H33V180H32ZM36 181H35V183H36ZM83 181H84V179H83ZM130 181H132V183H134V185H135V182L133 181V179H131ZM215 181H216V179H215ZM247 181H248V180H247ZM2 182H3V181H2ZM84 182H87V183H88V181H84ZM0 183H1V182H0ZM16 183H18V182L16 181ZM41 183H39V184H41ZM73 183H75V182H73ZM76 183H79V185H81V186H82V184H83V185L85 184V183H83V182H81V184H80V182H76ZM1 184H3V183H1ZM42 184H41V185H42ZM44 184H45V185H44ZM88 184H89V183H88ZM140 184H137V183H136V185H138V186H139ZM147 184H146V185H147ZM177 184H178V185H177ZM182 184H184V183H182ZM182 184H181V185H182ZM219 184H220V183H219ZM219 184H214V185L216 186V185H219ZM246 184H247V182H246ZM16 185H17V184H16ZM34 185H35V184H34ZM36 185H37V183H36ZM48 185L45 186V187L48 188ZM52 185H53V183H51V185H49V187H51ZM57 185H59L58 182H57ZM74 185H75V184H74ZM153 185H154V184H152V186H153ZM161 185H160V186H161ZM163 185H165V187H164ZM166 185H167V187H166ZM220 185H222V188H223L224 183H223V184H220ZM32 186H33V187H32ZM76 186H77V187H74V189H75V188L79 189V186H78L77 184H76ZM87 186H88V185H87ZM138 186H137V187H138ZM140 186H141V185H140ZM158 186H157V187H158ZM185 186H186V188H183V187H185ZM243 186H246V185H243ZM154 187H156V185L153 186V187H151V189L154 188ZM183 187H182L183 189H187V190H186V193H185V191H184L182 188H180V192H181V189H182V191H184V192L182 193V194H184V196H185V194H186V195L188 194V196L193 195L192 193H196L195 191H197V192H199V190L202 191L201 189H199V187H196L195 185H194V187H196V188L199 189V190H197L196 188H194L193 185H192V187L189 186V188H187L188 185H185V184H184ZM213 187H214V186H213ZM219 187H220V189H221V186H218V188H219ZM238 187H239V186H238ZM14 188H16V187H14ZM17 188H18V186H17ZM36 188H37V187H36ZM36 188H35V189H36ZM82 188H83V187H82ZM85 188H86V186H85L83 189H85ZM142 188H140V190H143ZM158 188H160V187H158ZM172 188L168 189V191H170ZM214 188H215V187H214ZM216 188H217V187H216ZM216 188H215V189H216ZM218 188H217V189H218ZM30 189L32 190L31 192H34L33 194H30V196L34 195V196L36 197V199H35V198L30 199V197L28 196V191H29ZM48 189H49V188H48ZM48 189H47V190H48ZM50 189H51V188H50ZM72 189H73V188H72ZM77 189H76V191H78ZM151 189H150V190H151ZM189 189H190V191L192 192V193H190V195H189V193H188V190H189ZM191 189H192V190L195 189V190L192 191ZM217 189H216V191H215L214 189H212V192H213V190H214L216 193H218L219 191H221L220 189H219V190H217ZM18 190H19V189H18ZM33 190H34V191H33ZM152 190H153V189H152ZM152 190H151V191H152ZM156 190H157V188H154V191H155V192H157ZM160 190H161V189H160ZM9 191H10V193H9ZM36 191H38V190H36ZM44 191H45V190H44ZM52 191H53V192H52ZM69 191H70L71 193H74V192H75L76 194L72 195V197H67V199H63V200H65L64 202H66V203L64 204V203L62 202V203L64 204V205H62V206L66 209V210H64V212L66 211V213L63 214V212H62V214H63L62 217H63V218L60 219L59 224H55V220L57 219V217L59 216V212H61V209L63 208V207L60 206L61 209H58L59 205H58V204H55V203H56V202L58 203V200H57V199H58L60 196L63 197L62 195H64L65 193H67V194L69 195V193H68ZM72 191H74V192H72ZM162 191H165V190H162ZM172 191H173V189H172ZM203 191H204V190H203ZM203 191H202V192H203ZM217 191H218V192H217ZM223 191H224V190H223ZM228 191H229V190H228ZM152 192H153V191H152ZM202 192H200V193L203 194ZM212 192H211V191L209 192L210 195H212V194H211ZM215 192H213V194H214ZM221 192H222V191H221ZM221 192H220V193H221ZM226 192H227V190H225V193H224V192H223V193H224V194H229V192H231V191H229V192H227V193H226ZM232 192H233V191H232ZM29 193H30V192H29ZM71 193H70V194H71ZM113 193H114V192H113ZM159 193H161V192H159ZM174 193H175V192H174ZM174 193H173V194H174ZM177 193L180 194L179 191H178ZM200 193H199V196H200V197H198V198H203V196L201 197ZM207 193H208V191H207ZM216 193H215V194H216ZM220 193H219V194H220ZM9 194H10L11 196H10ZM116 194H117V192H116ZM116 194H113V196L116 195ZM196 194H198V193H196ZM204 194H205V195H204ZM204 194H203V195H204V198H203V199L206 198L205 200H208L207 197H205V196L207 195L206 192H205ZM36 195H37V193H36ZM68 195H65V196H68ZM84 195H85V193H84ZM180 195H181V194H180ZM210 195L208 194V197H209ZM221 195H222V194H221ZM221 195H216V196H217V198H218V197L221 196ZM232 195H233V194H232ZM8 196H9L10 198H9ZM87 196H88V195H86V197H87ZM113 196H112V198H115V199L118 197V195H117V197H116V196L113 197ZM181 196H182V195H181ZM188 196H186V200H187V197H188ZM193 196H197V195H193ZM216 196H214V197L216 198ZM223 196H224V195H223ZM223 196H222V197H223ZM227 196H229V195H227ZM38 197H39V198H38ZM61 197H60V198H61ZM83 197H85V196H83ZM86 197H85V199H88V198H89V197H88V198H86ZM182 197H183V196H182ZM230 197H231V195H230ZM21 198H23V197H21ZM47 198H48V199H47ZM56 198H57V199H56ZM63 198H64V197H63ZM190 198H192V197H190ZM190 198H189V199H190ZM193 198H194V197H193ZM193 198L190 199V200H193V201L195 202V199H193ZM210 198H211V197H209V199H210ZM225 198H226V197H224V198H222V199L225 200ZM34 199H35V200H34ZM55 199H56V201H55ZM79 199H80L81 201H80ZM115 199H114V200H115ZM183 199H184V201H185V198H183ZM196 199H197V198H196ZM63 200H62V201H63ZM110 200H111V199H110ZM114 200H113V202H111V203H112L111 206L115 207L116 210H117L116 212L119 213V214H118V215L120 216V220H119V221H123V219H125L124 221H126L127 219H129V217H131L133 214H131L132 212H131L130 214H127L125 211H126V209L129 210L128 207H129V208H130V207L133 208L134 206H132V205H131V206L128 205V203H130V202H128V203H127L128 207H127L126 209L122 210V212H120V211H121L120 208H121V209H123V208H122V207H119L117 204L120 203V205H121L122 202H123L124 200H123L122 202L120 201L119 203H118V202L116 203V201H114ZM120 200H121V199H120ZM190 200H187V201H190ZM226 200H228V199L226 198ZM17 201H18V203H17ZM50 201H51V202H50ZM52 201H54L55 203H52ZM111 201H112V200H111ZM172 201H173V200H172ZM182 201H183V200H182ZM187 201H186L185 203L182 202L181 205H182V206H183V204L185 205V204L187 203ZM193 201H191V202H193ZM196 201H197V200H196ZM79 202H80V203H79ZM90 202H91V201L89 200L88 203L91 205L92 202H91V203H90ZM168 202H171V200L168 201ZM168 202H164V203H166L167 205H169L170 203H168ZM191 202H190V203H191ZM11 203H12V204H11ZM62 203H60V204H62ZM78 203H79V204H78ZM83 203H84L85 205L88 204V203H86V202H83ZM171 203H172V202H171ZM173 203H174V201H173ZM173 203L171 204V205H173V206H172V209L170 210L171 212L168 210V211L171 213L170 215H173V214H179L178 216L182 217L181 220H183V219H184V218H183L184 216H183V215L181 216L180 213L182 214V210L184 211V208H185V207H184L181 211H178L179 213L177 212V210H176L177 213H173V212H175V210L172 211L173 209H177L178 207H181V205H179V203H181V202H179V203L177 204L178 206L175 205V204H176V201H175L174 204H173ZM105 204H106V203H105ZM161 204H162V203H161ZM166 204H165V205H166ZM191 204H192V203H191ZM30 205H31V206H30ZM35 205H33L34 208H36ZM38 205H39V204H38ZM41 205H39V206H41ZM103 205H104V204H103ZM127 205H126V206H127ZM162 205H164V204H162ZM174 205L177 206V208H175ZM187 205H190V204L187 203ZM187 205H186V206H187ZM192 205H193V204H192ZM192 205H190V206H192ZM2 206H0V207H2ZM33 206H32V208H33ZM36 206H37V205H36ZM39 206H38V207H39ZM79 206H80V207H81V206L84 207V205H79ZM86 206L89 207V205H86ZM105 206H106V205H105ZM121 206H122V205H121ZM123 206H124V205H123ZM126 206H125V207H126ZM157 206H158V205H157ZM159 206H160V205H159ZM90 207H91V206H90ZM118 207H119V208H118ZM160 207H161V206H160ZM160 207H159V208H160ZM167 207H169V206H166V208L163 207V210H162L160 213L158 212V215H157V216H153L154 218L150 215L152 218H151V217H150V218L148 217V218L152 221L151 223H149L150 221H149V222L147 221V222H148V223L146 222L147 224L145 223V219H143V218H145L146 215H143L144 213L140 216V218L143 217L142 219H140V218H138V219L134 218V219H132V222H133L135 219L137 220V222L135 221L134 223H132V222H130V223H132L133 226L137 227V228L140 229V230L142 229V227L145 226V229H146V228H147V229H146V231H145V230H143V231L146 232V235L150 236V235H152L155 231H157L158 229H160V230L162 229V228L160 227V225H158V223H159L160 220H161V223H162V219H163L165 216H167V215H166L167 212L164 210V209L167 210ZM64 208H63V209H64ZM72 208H73V207H72ZM78 208H79V207H78ZM81 208H82V207H81ZM156 208H157V207H156ZM170 208H171V206H170L168 209H170ZM189 208H191V207H189ZM189 208L186 207V210L188 211ZM205 208H206V207H205ZM207 208H208V207H207ZM207 208H206V209H207ZM36 209H37V208H36ZM36 209H35V211L38 212V211H37L38 209H37V210H36ZM118 209H119L120 211H118ZM134 209H135V208H134ZM134 209H132L133 212H134ZM202 209H203V207H201V211H203ZM17 210H18V209H17ZM178 210H180V209H178ZM186 210H185V212H186ZM190 210H191V209H190ZM193 210H194V209H193ZM193 210L189 211L188 213L191 212V214H192V211H193ZM199 210H200V209H199ZM199 210H197V211H199ZM204 210H205V209H204ZM9 211H11V208H9ZM12 211H13V210H12ZM62 211H63V210H62ZM130 211H131V209H130L128 212H130ZM144 211H145V210H144ZM205 211L207 212V211H209V210L207 209V210H205ZM205 211H204L203 213H205ZM15 212H16V211H15ZM36 212H35V213H36ZM169 212H168V213H169ZM201 213H202V212H201ZM208 213H209V212H208ZM12 214H13V215H12ZM12 214H10V215H11L12 219H14V217H13V216H14V212H12ZM19 214H20V213H19ZM19 214H18V215H19ZM37 214H38V213H37ZM120 214H121V215H120ZM153 214H154V213H153ZM155 214H157V213H155ZM186 214H187V212H186ZM191 214H189V215L187 214V216L189 217ZM206 214H207V213H206ZM170 215H168V217H169ZM184 215H185V214H184ZM194 215H195V213H194ZM178 216H177V217H178ZM191 216L195 218V216H193V214H192ZM191 216H190V218H191ZM203 216H205V215L203 214ZM9 217H10V216H9ZM9 217H8V219H9ZM19 217H20V216H19ZM36 217H38V215H36ZM75 217H77V216H75ZM137 217H138V216H137ZM170 217H174V218H175V215L170 216ZM170 217H169L168 219H170ZM180 217H178V218L180 219ZM188 217H186V219H187ZM33 218H32L31 221H33ZM190 218H188L187 220H189ZM204 218H205V217H204ZM47 219H49V221H47ZM91 219H92V218H91ZM146 219H147V218H146ZM172 219H173V218H172ZM186 219H185V220H186ZM197 219H198V218H197ZM206 219H207V218H206ZM39 220H37V221H39ZM62 220H63V221H62ZM142 220H144V222H142ZM147 220H148V219H147ZM185 220H183V221H185ZM190 220H191V219H190ZM18 221H19V220H18ZM58 221H59V219H57V222H58ZM194 221H195V220H194ZM196 221H199V220H196ZM5 222H6V221H5ZM7 222H8V220H7ZM9 222H10V220H9ZM12 222H13V221H12ZM12 222H10V223H12ZM46 222H44L43 224H46V226H47L48 224H47ZM77 222H78V221H77ZM82 222H83V221H82ZM163 222H166V220H165V221L163 220ZM168 222H169L168 225H169V224L172 225L171 223H172L173 221L171 222V221L169 220ZM170 222H171V223H170ZM180 222H181V221H180ZM13 223H15V220H14ZM16 223H17V220H16ZM20 223H21V221H20ZM33 223H34V222H32V223L29 222V226L31 227V224H33ZM35 223H36V221H35ZM39 223H40V222H39ZM41 223H42V222H41ZM174 223L176 224L175 226H177V223H176V222H174ZM181 223H183V225H185V228H187L186 224L190 223V221H187V223H185V222H181ZM105 224H106V223H105ZM196 224H197V223H196ZM201 224H203V223H201ZM1 225H2V217H1V215H0V264H28V262H31L30 260L33 259V258L36 256V254H37V257H39L38 255H40V253H39V254H38V252L36 253V251H37L38 249L36 250L35 247H34V249L36 250V251H35L36 254H34L33 252H31V251H32V248H31L30 251L25 250L24 248H23V250H22V247H23L24 245L26 246V243L28 244V242L30 241V240H29V238H30V232H32V229H33V231L36 230V228L34 229V228L32 227L31 230H28L29 228H27V227H26V228L23 227V230L20 229V230H21L20 232H18V231H16V230L14 229V231H16V234L13 236V233H12L13 231L10 232V231L5 230V228H2L3 226L1 227ZM7 225H9V224H7ZM39 225H40V224H39ZM77 225H78V224H77ZM166 225H167V224H166ZM168 225H167V227H168ZM170 225H169V227H170ZM179 225H182V224H179ZM203 225H204V224H203ZM22 226H24V225L22 224ZM25 226H26V225H25ZM29 226H28V227H29ZM36 226H37V225H36ZM43 226H45V225H43ZM46 226H45V229L47 228ZM48 226H49V225H48ZM105 226H106V225H105ZM105 226H104V228H105ZM18 227H19V226H18ZM34 227H35V226H34ZM37 227H39V226H37ZM183 227H184V226H183ZM200 227H202V226H200ZM207 227H208V226H207ZM21 228H22V227H21ZM41 228H42V226H41ZM102 228H101V230L103 231ZM173 228H174V226H173ZM188 228H190L189 225H188ZM194 228H195V227H194ZM47 229H48V228H47ZM55 229H56V230H55ZM176 229H178V226H177ZM190 229H192V228H190ZM198 229H199V227H198ZM205 229H206V227H205ZM174 230H175V229H174ZM196 230H197V229H196ZM196 230H195V231H196ZM199 230H200V229H199ZM199 230H198V231H199ZM202 230H203V229H202ZM209 230H211V229H209ZM44 231H46V230H44ZM44 231H43V232H44ZM48 231L50 232V230H48ZM48 231H47V233H48ZM193 231H194V230H193ZM195 231H194V232H195ZM204 231H205V230H204ZM204 231H203V232H204ZM34 232H36V231H34ZM37 232H38V231H37ZM200 232L202 233V231H200ZM212 232H213V231H211V234H212ZM215 232H216V230H215ZM11 233H12V234H11ZM14 233H15V232H14ZM50 233H52V231H51ZM155 233H156V232H155ZM205 233H206V232H205ZM32 234H33V232H32ZM32 234H31V236H34V235H32ZM44 234H45V233H43L42 235H44ZM215 234L219 235L220 233L218 232V233H215ZM53 235H54V234H53ZM78 235H79V236H78ZM207 235H209V234H207ZM51 236H52V235H51ZM92 236H93V235H92ZM92 236H91V237H92ZM94 236H95V235H94ZM112 236H113V237H112ZM213 236H214V235H213ZM219 236H220V235H219ZM219 236H218V238H219ZM35 237H36V236H35ZM35 237H34V239H37V237L39 238L40 236L38 235L36 238H35ZM42 237H43V236H42ZM44 237H45V236H44ZM47 237H48V235H46V238H47ZM111 237L113 238V240L111 239ZM32 238H33V237H31V239H32ZM46 238H44V239H46ZM49 238H50V237H49ZM216 238H217V237H216ZM221 238H222V237H221ZM221 238H220V239H221ZM202 239H203V238H202ZM214 239H215V238H214ZM214 239H212V240H213V242L215 243ZM40 240H41V239H40ZM190 240H192V239L190 238ZM215 240H216V239H215ZM221 240H222V239H221ZM221 240H220V241H221ZM44 241H45V240H43V243H44ZM195 241H196V240H195ZM208 241H211V239L208 240ZM218 241H219V239H218ZM32 242H33V241H32ZM32 242H31V243H32ZM36 242H39V239H37ZM107 242L112 244V245L110 244V246H113L114 244H115V246H113V247H110V246H109L110 248L107 247L109 250H107V251H105V252H104L103 250H101V249H103L102 247H101V249H99V250H101V252H100L97 248H95L97 245H99V246H100L101 244H104V245H105V243H106V245L108 246L109 244H107ZM191 242H192V241H191ZM33 243H34V242H33ZM198 243H199V242H198ZM200 243L202 244V242H200ZM200 243H199V244H200ZM214 243L212 244V242H211L210 244L214 245ZM217 243H218V244H221V242H217ZM29 244H30V243H29ZM45 244L48 245V243H45ZM45 244H44V245H45ZM201 244H200V245H201ZM206 244H207V243H206ZM218 244H217V247H219ZM95 245H96V246H95ZM104 245H102V246H104ZM193 245H194V244H193ZM193 245H192V246H193ZM195 245H196V243H195ZM195 245H194V248H195ZM28 246H29V245H28ZM35 246H36V245H35ZM37 246H38V245H37ZM203 246L205 247L204 244H203ZM40 247H43V246L40 245ZM196 247H198V249L202 248V247H199L198 244L196 245ZM204 247H203V249H202L203 251H204V249H205V250H206V249L208 250L209 247H213V246H209V247L207 246L208 248H207V247L204 248ZM217 247L215 246V249H216ZM37 248H38V247H37ZM46 248H47V247H46ZM107 248H105V249H107ZM26 249H27V246H26ZM39 249H40V248H39ZM192 249H193V248H192ZM213 249H214V247H213ZM41 250H42V249H40V251H41ZM45 250H46V249H45ZM59 250H60V251H59ZM194 250H195V249H194ZM200 250H201V249H200ZM202 250H201V251H202ZM38 251H39V250H38ZM40 251H39V252H40ZM67 251H71V253H70V252H67ZM203 251H202V254H205L206 252L204 253ZM216 251H220V250L217 249ZM41 252H42V251H41ZM60 252H61V253H60ZM119 252H120V251H119ZM191 252H192V250H191ZM196 252H197V251H196ZM207 252H208V251H207ZM209 252H210V250H209ZM211 252H212V253H211L210 257H212V256L214 255L213 252H215V251H211ZM120 253H121V252H120ZM217 253H218V252H217ZM46 254H44V256H45ZM71 254H72V255H71ZM90 254H94L93 256H94L95 259L91 258L92 256L90 257V256H89ZM191 254H192V253H191ZM218 254H221V253H218ZM218 254H216V252H215L216 257H217ZM206 255H207V253H206ZM206 255H205V256H206ZM191 256H192V255H191ZM193 256H194V257H197V256L194 254V251H193ZM201 256H202V255H201ZM220 256L222 257V255H219V256H218V259H216V260H219V257H220ZM83 257H84V259H83ZM125 257H126V258H125ZM198 257H199V256H198ZM35 258H36V257H35ZM35 258H34V259H35ZM66 258H67V257H66ZM66 258H65V260H66ZM74 258H75V259H74ZM89 258H91V259H89ZM190 258H191V257H190ZM199 258H200V257H199ZM208 258H209V257H208ZM34 259H33V260H34ZM36 259L38 260V258H36ZM36 259H35V260H36ZM39 259H40V258H39ZM59 259L57 260V262H58V261H61V260H59ZM67 259H68V258H67ZM193 259H194V258H192V263H193V264H196L197 262L200 261V259L198 260V258H197V259L195 258V260H198V261H197L196 263H194L195 260H193ZM201 259H202V258H201ZM212 259H213V258H211V260H212ZM33 260H32V262H33ZM41 260H42V258H41ZM68 260H69V259H68ZM72 260H71V261H72ZM168 260L170 261V263L167 262V263H161V264H187V262H188L190 259H189V258H186V257L179 256V257H176V258H174V257L171 258V257H170V258H168ZM62 261H63V259H62ZM73 261H72V262H73ZM78 261H79V260H78ZM212 261H213V260H212ZM222 261H223V259H222ZM38 262H40V260H39ZM38 262L36 261L35 263L37 264ZM42 262H43V261H42ZM42 262L39 263V264H42ZM63 262H64V261H63ZM63 262H62V263H63ZM66 262H68V261L66 260ZM69 262H70V261H69ZM72 262H71V263H72ZM79 262H80V261H79ZM90 262H91V263H90ZM214 262H217V261H214ZM219 262H220V261H219ZM219 262H217V263H219ZM33 263H34V262H33ZM62 263H61V264H62ZM77 263H78V262H77ZM77 263H74V262H73L72 264H77ZM29 264H30V263H29ZM31 264H32V263H31ZM58 264H59V263H58ZM78 264H80V263H78ZM81 264H82V263H81ZM156 264H157V263H156ZM219 264H220V263H219Z\"/></svg>","mask_w":264,"mask_h":264}]
</instances>
